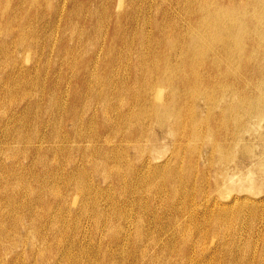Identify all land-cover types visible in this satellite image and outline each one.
<instances>
[{
  "label": "rangeland",
  "instance_id": "1",
  "mask_svg": "<svg viewBox=\"0 0 264 264\" xmlns=\"http://www.w3.org/2000/svg\"><path fill=\"white\" fill-rule=\"evenodd\" d=\"M10 1V2H9ZM22 1V2H21ZM0 0V89L4 90L5 83L13 85V91L11 94L6 95L3 90L0 92V161L4 165L0 168V173L5 177L10 176V163L13 156H7V153H11L16 150L19 152V158L24 168H29L28 172L22 167L16 168V175H20L24 180H28L29 184L33 187L39 185L45 186L52 182L62 192L69 191L68 184H65L64 178L61 174L66 169L68 171L74 166L84 167L81 170H74L75 177L81 185L90 186L93 192L91 194H83L76 192L75 189L70 190L71 195L67 200L69 202L66 207L61 211L57 204H54L51 195L37 198L34 196L29 197L25 201V205L22 197H15L13 207L8 204L7 208L10 212H7L0 217V264H90L88 260L93 256H101L102 254L111 253L112 260H106L105 264H257L260 262L261 255H264V0ZM46 3H45V2ZM75 1V2H74ZM103 1V2H102ZM148 1V3H147ZM150 1L152 2L150 4ZM232 1V2H231ZM5 2V3H4ZM59 2V3H58ZM68 2V3H66ZM126 2L128 4H126ZM167 2V3H166ZM170 2V3H169ZM199 2V3H198ZM222 2V3H221ZM239 2V3H238ZM254 2V3H253ZM23 3V4H22ZM70 3V4H69ZM74 3V7L73 6ZM76 3V4H75ZM79 3V4H78ZM81 3V5H80ZM87 3V4H86ZM94 3V4H93ZM102 3V4H101ZM134 3V5H133ZM140 3V4H138ZM165 3V4H164ZM195 3V5H194ZM224 3V4H223ZM228 3V4H227ZM243 3V5H242ZM256 3V5H255ZM45 4V5H43ZM58 4V5H57ZM60 4V5H59ZM86 4V5H85ZM91 4H93L91 6ZM105 4L103 7L100 5ZM124 4V5H123ZM126 4V5H125ZM145 4V5H144ZM147 4V5H146ZM162 4V5H161ZM168 6H167V5ZM171 4V5H170ZM173 4V5H172ZM189 4V7H188ZM247 4V5H246ZM14 5V6H13ZM22 7H21V6ZM31 5V6H30ZM33 5V7H32ZM50 5V7H49ZM79 5V6H78ZM107 5V6H106ZM139 5V6H138ZM159 5V6H158ZM161 5V6H160ZM181 5V6H180ZM202 5V6H201ZM226 5V6H225ZM248 7H246V6ZM20 6V7H19ZM39 6V7H38ZM59 8V9H57ZM94 6V7H93ZM106 6V7H105ZM157 6V7H156ZM205 6V7H204ZM214 6V7H212ZM241 6V7H240ZM32 7V8H31ZM41 7V10H40ZM109 7V8H108ZM139 7V8H138ZM148 7V8H147ZM171 7V8H170ZM227 9H226V8ZM257 7V8H256ZM19 8V9H18ZM47 8V9H46ZM80 11H79V9ZM82 8L84 10H82ZM93 8V9H92ZM97 10H96V9ZM102 8V9H99ZM105 8V9H104ZM138 8V11H136ZM162 8V9H161ZM198 8V9H197ZM204 8V9H203ZM229 8V9H228ZM16 9V10H15ZM18 9V10H17ZM29 9V11H28ZM49 9V10H48ZM56 9V10H54ZM76 9V10H74ZM78 9V10H77ZM88 11H87V10ZM90 9V11H89ZM107 9V10H106ZM148 9V10H147ZM161 9V10H160ZM182 9V10H181ZM243 9V10H241ZM71 10V11H70ZM94 10V11H91ZM96 10V11H95ZM103 10H105L103 12ZM131 10V11H130ZM135 12H134V11ZM169 10V11H168ZM211 12H210V11ZM257 10V11H256ZM40 11V12H39ZM56 13L54 14V12ZM58 11V12H57ZM64 11V12H63ZM68 11V12H67ZM74 11L76 13H74ZM87 11V12H86ZM108 11V12H107ZM149 11V12H148ZM158 11H163L158 13ZM194 11V12H193ZM199 11V12H198ZM201 11V12H200ZM215 13H214V12ZM17 12V13H16ZM19 12V13H18ZM26 12V14H25ZM28 12V13H27ZM36 12V13H35ZM62 12V13H61ZM84 13V14H81ZM96 14H92L95 13ZM98 12V13H97ZM100 12V13H99ZM103 12V13H102ZM126 12V13H125ZM134 12V13H133ZM144 12V13H143ZM166 14H165V13ZM176 12V13H175ZM190 12V13H189ZM253 12V13H252ZM259 12V13H258ZM2 13V14H1ZM16 13V14H14ZM21 13V14H20ZM46 13V14H45ZM68 13V14H67ZM72 13V14H70ZM79 13V15H78ZM87 13V14H86ZM172 15H171V14ZM212 13V15H211ZM20 14V15H19ZM38 14V15H36ZM43 14V15H42ZM49 14V15H48ZM51 14V15H50ZM75 14V15H74ZM98 14V15H97ZM125 14V15H124ZM148 14V16H147ZM150 14V15H149ZM160 14V16H158ZM209 14V15H208ZM35 15V16H34ZM46 15V16H45ZM58 15V16H56ZM74 15V16H73ZM77 15V16H76ZM90 15V16H87ZM91 15H94V17ZM130 15V17H129ZM146 15V16H145ZM175 15V16H173ZM189 15V16H188ZM207 15V16H206ZM8 18H7V17ZM13 16V17H12ZM16 16V17H15ZM19 16V17H17ZM27 16V17H26ZM51 16V17H50ZM56 16V17H55ZM79 16V17H78ZM96 16V17H95ZM118 16V17H117ZM137 16V17H136ZM143 16V17H142ZM151 16V17H150ZM165 18H164V17ZM180 16V17H179ZM188 16V17H187ZM210 16V17H209ZM252 16V17H251ZM11 17V18H10ZM26 17V18H25ZM31 17V18H30ZM44 17V19H43ZM53 17V18H52ZM55 17V18H54ZM82 17V18H81ZM145 17V18H144ZM148 19H147V18ZM155 17V18H154ZM161 17V18H160ZM184 17V18H183ZM195 17V18H194ZM30 18V19H29ZM58 18V19H57ZM64 18V19H62ZM78 18V19H77ZM136 18V19H135ZM141 18L143 20H141ZM153 18V19H152ZM203 18V19H202ZM7 19V20H6ZM53 19V20H52ZM57 19V20H56ZM60 19V21H59ZM70 19V20H69ZM82 19V20H81ZM84 19V20H83ZM86 19V21H85ZM99 19V20H98ZM102 20V22L100 21ZM108 20V21H105ZM116 19V20H115ZM135 19V20H134ZM139 19V20H138ZM151 19V20H150ZM170 19V20H169ZM173 19V20H172ZM178 19V20H177ZM183 19V20H182ZM186 19V20H185ZM189 19V20H188ZM193 19V20H192ZM201 19V20H200ZM250 19V20H249ZM253 19V20H252ZM34 20V21H33ZM40 20V22H39ZM44 20V21H43ZM48 20V21H47ZM56 20V21H55ZM64 20V21H63ZM75 20V21H74ZM131 20V21H130ZM148 22H147V21ZM153 20V21H152ZM163 20V21H162ZM227 20V21H226ZM13 23H10L12 22ZM15 21V22H14ZM59 21V22H58ZM70 21V22H69ZM98 21V22H97ZM100 21V22H99ZM136 21V22H135ZM147 22L144 23L143 22ZM150 21V22H149ZM155 21V22H154ZM168 21V22H167ZM249 21V22H248ZM257 21V22H256ZM9 22V24H8ZM21 22V23H20ZM24 22V23H23ZM27 22V23H25ZM29 22V23H28ZM35 22V23H34ZM42 22V24H41ZM50 22V23H49ZM58 22V23H57ZM90 24H88V23ZM97 22V23H96ZM106 22V23H105ZM142 22V23H141ZM158 22V24H157ZM172 22V23H171ZM178 22V23H177ZM183 22V23H182ZM186 22V23H185ZM188 22V23H187ZM239 22V23H238ZM254 22V23H253ZM33 23V24H32ZM37 23V24H36ZM70 23V24H69ZM77 25V26H75ZM78 23L80 25L78 26ZM92 23V24H91ZM96 23V24H95ZM98 23L100 25H98ZM153 23V25H152ZM162 23V24H161ZM212 23V24H211ZM18 24V27H17ZM27 24V25H26ZM48 24V25H47ZM54 24V25H52ZM148 24V25H147ZM178 24V25H177ZM248 24V25H247ZM253 24V25H252ZM22 25V26H21ZM33 25V26H32ZM39 25V26H35ZM44 27H42V26ZM52 25V26H50ZM66 25V26H64ZM74 25V26H73ZM83 25V26H82ZM92 29H90V26ZM98 25V26H97ZM141 25V26H140ZM162 25V26H161ZM186 25V27H185ZM190 25V26H189ZM202 25V26H201ZM211 25V26H210ZM247 25V26H246ZM27 28H26V27ZM29 26V27H28ZM48 26V28H47ZM100 26V27H99ZM128 26V27H127ZM139 28H138V27ZM246 26V27H245ZM252 26V27H251ZM35 27V28H33ZM51 27V28H50ZM66 27V28H64ZM72 27V30H71ZM78 27V28H77ZM88 27V28H87ZM98 27V28H97ZM120 27V28H119ZM127 27V28H126ZM133 27L135 29H133ZM142 27V29H140ZM145 27V28H144ZM158 27V29H157ZM194 27V28H193ZM199 27V28H198ZM232 27V28H231ZM245 27V28H244ZM261 27V28H260ZM16 30H15V29ZM20 28V29H19ZM30 28V29H29ZM42 28V29H41ZM50 28V32L47 31ZM64 28V29H62ZM81 28V29H79ZM101 28V29H100ZM103 28V29H102ZM108 28V29H107ZM148 28V29H147ZM179 28V29H178ZM187 28V30H186ZM252 28V29H251ZM23 29V30H22ZM26 29V30H25ZM53 29V30H52ZM59 29V30H58ZM61 29V30H60ZM70 29V30H69ZM76 29V30H74ZM86 29V32H84ZM90 29V30H89ZM97 29V30H96ZM100 29V30H99ZM107 29V30H106ZM144 29V30H143ZM160 29V30H159ZM190 29V30H189ZM6 30V31H5ZM52 30V32H51ZM55 30V31H54ZM64 30V31H63ZM69 30V31H68ZM96 30V31H95ZM105 30V31H104ZM120 30V31H119ZM143 30V31H140ZM158 30V31H157ZM171 30V32H169ZM248 30V31H247ZM257 30V31H256ZM4 31V32H3ZM18 31V33H17ZM46 31V32H45ZM67 31V32H66ZM76 31V32H75ZM79 31V32H78ZM99 32V36L97 35ZM101 31H103L101 33ZM136 31V32H135ZM145 31V32H144ZM167 31V32H166ZM173 31V32H172ZM179 31V32H178ZM2 32V33H1ZM6 32V33H5ZM49 32V33H48ZM57 32V33H56ZM70 32V33H69ZM81 32V35H80ZM95 32V33H94ZM160 32V33H159ZM175 32V33H174ZM182 32V33H181ZM190 32V33H188ZM10 33V34H9ZM13 33V34H12ZM22 33V34H21ZM39 33V34H38ZM48 33V34H45ZM51 33L53 34L52 37ZM56 33V34H55ZM63 33V34H62ZM66 33H68L66 35ZM73 33V34H72ZM89 35H87V34ZM105 33V34H104ZM107 33V34H106ZM138 33V34H137ZM156 33V34H155ZM173 33V34H172ZM30 34V35H29ZM32 34V35H31ZM36 34V35H35ZM44 34V35H42ZM76 34V36H75ZM85 34V35H83ZM94 34V35H93ZM130 34V36H129ZM147 34V35H145ZM150 34V35H149ZM164 34H166L164 36ZM189 37H187V35ZM6 35V37H5ZM34 35V36H33ZM58 35V36H57ZM61 35V36H60ZM70 35V36H69ZM74 35V36H73ZM79 35V37H78ZM83 35V36H82ZM127 35V36H126ZM141 35V36H140ZM158 35V36H157ZM163 35V36H162ZM179 37H178V36ZM185 35V36H184ZM4 38H3V37ZM29 36V37H28ZM45 36V37H43ZM49 36V37H48ZM60 36V37H59ZM91 36V37H90ZM97 36V37H96ZM102 36V37H101ZM114 36V40L108 43L111 37ZM150 36V37H149ZM161 36V37H160ZM10 37V39H9ZM12 37V38H11ZM31 37V38H30ZM33 37V38H32ZM38 37V38H36ZM41 37V38H40ZM51 37L53 40H51ZM62 38L59 40V38ZM69 37V38H67ZM75 37V38H74ZM97 38L95 43L90 42ZM116 37V38H115ZM128 37V40L127 38ZM140 37H142L140 39ZM244 37V38H243ZM262 37V38H261ZM18 38V39H17ZM20 38V39H19ZM29 38V39H28ZM35 38V39H34ZM73 38V39H71ZM82 38V39H80ZM144 38V39H143ZM152 38V39H151ZM158 38V39H157ZM174 38V39H173ZM207 38V39H206ZM225 38V39H224ZM258 38V39H257ZM4 39V40H3ZM37 39V40H36ZM42 39V40H40ZM46 39V40H45ZM50 39V40H49ZM66 39V40H65ZM74 41H71V40ZM79 39V40H78ZM88 39V41H87ZM105 39V40H104ZM190 39V40H189ZM246 39V40H245ZM4 42H3V41ZM20 40V41H19ZM33 40V41H32ZM50 43H47L48 41ZM102 40V41H101ZM116 40V41H115ZM141 40V41H139ZM147 40V41H145ZM153 40V41H152ZM155 40V41H154ZM160 40V41H159ZM184 40V43H183ZM45 41V42H44ZM101 41V42H100ZM132 41V42H131ZM139 41V43H138ZM143 41V42H142ZM145 41V42H144ZM163 41V42H162ZM257 41V42H256ZM10 44H8V43ZM73 42V43H72ZM80 42V43H79ZM97 42V43H96ZM114 42V43H113ZM118 42V43H117ZM141 42V43H140ZM155 42V43H154ZM160 42V43H159ZM162 42V43H161ZM254 42V43H253ZM46 43V45H45ZM70 43V44H69ZM77 43V45H76ZM83 43V44H82ZM87 43V44H86ZM143 43V44H142ZM177 43V45H176ZM186 43V44H185ZM188 43V44H187ZM257 43V45H256ZM26 44V45H25ZM42 44V45H41ZM53 46H52V45ZM56 44V45H55ZM58 44V45H57ZM91 44V45H90ZM104 44V45H103ZM133 44V45H132ZM142 44V46H140ZM151 44V45H149ZM166 46H165V45ZM183 44V45H182ZM227 44V45H226ZM247 44V46H246ZM4 45V46H3ZM6 45V46H5ZM19 45V46H18ZM49 45V46H48ZM90 45V46H87ZM97 45V46H95ZM110 45V46H109ZM172 45V46H171ZM236 45V46H235ZM242 45L241 48L238 46ZM263 45V46H262ZM93 46V47H92ZM125 46V47H124ZM154 46V47H153ZM228 46V47H227ZM251 46L253 48H251ZM9 47V48H8ZM42 47V48H41ZM64 47V49H63ZM91 47V49L87 48ZM95 47V48H94ZM114 49H113V48ZM141 47V48H140ZM206 47V49H205ZM238 47V48H237ZM33 48V49H32ZM46 48V49H45ZM69 48V49H68ZM77 48V49H76ZM79 48V49H78ZM86 48V49H85ZM140 48V50H139ZM149 48V49H148ZM180 48V49H179ZM188 50H187V49ZM227 48V49H226ZM256 48V50H254ZM260 48V49H259ZM10 49V51H9ZM14 49V50H13ZM26 51H25V50ZM41 49V50H40ZM43 49V50H42ZM50 49V50H48ZM81 49V50H80ZM85 49V50H84ZM95 49V50H94ZM100 49V50H99ZM110 49V50H109ZM113 49V50H112ZM120 49V50H119ZM126 49V50H125ZM148 49V51H147ZM167 49V50H166ZM212 49V50H211ZM223 49L225 51H223ZM262 49V51H261ZM16 50V53H15ZM56 52H55V51ZM78 53H77V51ZM83 50V51H82ZM102 50V51H101ZM124 50V51H123ZM171 50V51H170ZM176 50V51H175ZM183 50V51H182ZM198 50V51H197ZM201 50V51H200ZM252 50V51H251ZM7 51V52H6ZM14 51V52H13ZM40 51V52H39ZM85 51V52H84ZM110 51V52H109ZM123 51V52H122ZM133 51V52H132ZM140 53H139V52ZM146 51V52H145ZM168 51V52H167ZM170 51V52H169ZM220 51V52H219ZM32 52H34L32 54ZM45 52V53H43ZM48 52V53H47ZM68 52V53H67ZM82 52V53H81ZM90 52V53H89ZM103 56H102V53ZM119 52V53H118ZM142 52V53H141ZM160 52V53H159ZM228 52V53H227ZM261 52V53H260ZM10 53V54H9ZM20 53V54H19ZM47 53V54H46ZM52 54L50 56V54ZM58 53V55L56 54ZM64 53V54H63ZM87 53V55H85ZM113 53V54H112ZM116 53V54H115ZM137 53V55H136ZM145 53V54H144ZM148 53V55H147ZM166 53V54H165ZM230 53V54H229ZM54 54V55H53ZM68 54V55H67ZM75 54V56H74ZM89 54V55H88ZM98 54V55H97ZM122 54V55H121ZM159 54V55H158ZM165 54V55H164ZM210 54V55H209ZM214 54V55H213ZM217 54V55H216ZM224 54V55H223ZM233 54V55H232ZM247 54V55H246ZM3 55V56H2ZM16 55V56H15ZM50 57H49V56ZM66 55V56H64ZM70 55V56H69ZM96 55V57H95ZM118 55V57H117ZM135 55V56H134ZM142 55V56H140ZM151 55V57H150ZM178 55V56H177ZM190 55V56H189ZM253 55V56H252ZM256 55V56H255ZM10 56V57H9ZM14 57V58H11ZM26 56V57H25ZM33 56V57H32ZM85 56V57H84ZM98 56V57H97ZM124 56V57H123ZM184 56V57H183ZM225 56V57H224ZM248 56V57H247ZM19 57V58H18ZM39 59H38V58ZM60 57V58H59ZM75 57V58H74ZM83 57V58H82ZM101 57V60H100ZM120 57V58H119ZM127 57V58H126ZM137 57V58H136ZM162 57V58H161ZM179 57V58H178ZM220 57V58H219ZM247 57V59H245ZM52 58V59H51ZM55 58V59H54ZM63 58V60H62ZM82 58V59H81ZM98 58V59H97ZM106 58V59H105ZM112 59V65L107 61ZM139 58V60H138ZM144 58V59H143ZM147 58V59H146ZM150 58V59H149ZM170 58V59H169ZM227 58V59H226ZM233 58V59H232ZM236 58V59H235ZM240 58V60H239ZM254 58V59H253ZM5 59H7L5 61ZM20 59V61H19ZM31 59V60H30ZM78 59V60H77ZM97 59V60H96ZM173 59V60H172ZM193 59V60H192ZM217 59V60H216ZM38 62H37V61ZM57 60V61H56ZM62 60V61H59ZM70 60V62H69ZM77 60V61H75ZM83 60V61H81ZM88 62H87V61ZM91 62H90V61ZM126 60V61H125ZM141 60V61H140ZM148 60V61H147ZM184 60V61H183ZM186 60V62H185ZM196 60V61H195ZM8 61V63H7ZM50 61V62H49ZM55 61V63H54ZM101 61V62H100ZM123 61V62H122ZM150 61V62H149ZM182 61V62H181ZM202 61V62H201ZM249 61V62H248ZM252 61V62H251ZM256 61V62H255ZM48 62V63H46ZM58 64H57V63ZM74 62V63H73ZM77 62V63H75ZM94 62V63H93ZM207 62V63H206ZM238 62V63H237ZM22 63V64H21ZM46 63V64H45ZM90 63V64H89ZM128 63V64H127ZM185 63V64H184ZM199 63V64H198ZM226 63V64H225ZM237 63V64H236ZM30 64V65H29ZM34 64V65H33ZM36 64V65H35ZM41 64V65H40ZM43 64V65H42ZM48 64V65H47ZM55 64V65H54ZM82 66H80V65ZM95 64V66H94ZM120 64V65H119ZM139 64V65H138ZM141 64V65H140ZM236 64V65H235ZM18 65V66H17ZM54 65V67H53ZM60 65V66H59ZM78 65V66H77ZM145 65V66H144ZM174 68H171L173 67ZM183 65V66H182ZM186 65V66H184ZM191 65V66H190ZM197 65V66H196ZM214 65V66H212ZM255 65V66H254ZM48 66V67H47ZM58 66V67H57ZM72 66V68H71ZM75 66V67H74ZM91 66V67H90ZM216 66V67H215ZM221 66V67H220ZM245 66V67H244ZM258 66V67H257ZM23 67V68H22ZM27 67V68H25ZM97 67V68H96ZM115 69H113V68ZM121 67V68H120ZM127 67V68H126ZM132 67V68H131ZM141 67V68H140ZM144 67H146L144 69ZM176 67V68H175ZM199 67V68H198ZM220 69H219V68ZM262 67V68H261ZM22 68L21 70H19ZM43 68V72L42 71ZM45 68V69H44ZM60 68V69H59ZM86 68V69H85ZM107 68V69H106ZM112 68V69H111ZM116 68L118 69L116 71ZM126 68V71L124 70ZM136 68V69H135ZM158 68V69H157ZM172 70H171V69ZM198 68V69H197ZM241 68V69H240ZM262 70H261V69ZM29 71H27V70ZM34 69V70H33ZM49 69V70H48ZM54 69V70H53ZM59 69V70H58ZM68 69V70H67ZM83 69V70H82ZM120 69V70H119ZM156 69V70H155ZM191 69V70H190ZM194 69V70H193ZM201 69V70H200ZM205 69V70H204ZM226 69V70H224ZM233 69V70H232ZM239 69V70H238ZM258 69V70H257ZM4 70V71H3ZM24 70V71H23ZM26 70V71H25ZM31 70V71H30ZM36 70V71H35ZM74 70V71H73ZM79 70V71H78ZM86 70V71H84ZM109 70L111 72H109ZM166 70V71H165ZM177 70V71H176ZM203 70V71H202ZM12 71V72H11ZM15 71V72H14ZM21 71V72H20ZM58 71V72H57ZM60 71V72H59ZM65 71V72H64ZM73 71V72H72ZM96 73H95V72ZM100 71V73L98 72ZM103 71V72H102ZM123 71V72H122ZM128 71V72H127ZM172 71V72H171ZM201 71V72H200ZM221 71V72H219ZM231 71V72H230ZM241 71V72H240ZM247 71V72H246ZM249 71V72H248ZM11 74H9V73ZM14 72V73H13ZM27 74H23L26 73ZM31 72V73H30ZM87 72V74H86ZM98 72V73H97ZM113 72V73H112ZM125 72V73H124ZM127 72V73H126ZM136 72V73H135ZM188 72V73H187ZM199 74H197V73ZM227 72V73H226ZM254 72V73H253ZM263 72V73H262ZM19 73V74H17ZM30 73V74H29ZM35 73V75H33ZM40 73V75H39ZM94 73V74H92ZM147 73V77L145 75ZM153 73V74H152ZM160 73V74H159ZM186 73V74H185ZM194 73V74H193ZM223 73V74H222ZM6 74V75H5ZM23 74V75H22ZM29 74V75H28ZM46 74L47 77L44 75ZM61 74V76H60ZM74 74V75H73ZM80 74V75H79ZM99 74V75H98ZM101 74V75H100ZM130 74V76H129ZM136 74L141 76L140 80H135ZM197 74V76L195 75ZM222 76H221V75ZM231 74V75H230ZM8 75V76H7ZM15 75V76H14ZM18 75V76H17ZM22 75V76H21ZM25 75V76H24ZM32 75V77L30 76ZM56 75V76H55ZM69 75V76H68ZM93 75V76H91ZM98 75V76H97ZM109 75V76H108ZM132 75V76H131ZM155 78L160 80V83L155 85L153 81ZM185 75V76H184ZM209 75V76H208ZM235 75V76H234ZM242 75V76H241ZM263 75V76H262ZM24 76V77H23ZM29 76V77H27ZM35 76V77H34ZM55 76V77H54ZM74 76V77H73ZM77 76V77H76ZM95 76V77H94ZM105 76V77H104ZM113 78H112V77ZM125 76V78H124ZM137 76V77H139ZM153 76V77H152ZM165 78H164V77ZM178 76V77H177ZM191 76V77H190ZM225 76V77H224ZM3 77V78H2ZM7 77V79H6ZM17 79H16V78ZM19 77V78H18ZM39 77V78H38ZM45 77V78H44ZM68 77V78H67ZM70 77V78H69ZM80 77V78H79ZM97 77V78H96ZM100 77V78H98ZM102 77V78H101ZM111 77V78H110ZM118 77V79H117ZM120 77V78H119ZM148 78L149 85L155 88L150 89L147 87L148 83L143 82ZM183 77V78H182ZM187 77V78H186ZM194 77V78H193ZM200 77V78H199ZM204 77V78H203ZM206 77V78H205ZM233 77V78H232ZM252 77V78H251ZM25 78V79H23ZM33 78V79H32ZM36 78V79H35ZM78 78V79H77ZM108 78V81H107ZM122 78V79H121ZM6 79V80H5ZM13 82L10 83L9 82ZM21 79V80H20ZM28 79V80H27ZM40 79V80H39ZM42 79V80H41ZM59 79V80H58ZM71 81H70V80ZM75 79V80H74ZM96 82H95V80ZM104 79V80H103ZM110 79V81H109ZM133 79V80H132ZM181 79V80H180ZM196 79V80H194ZM205 79V80H204ZM236 79V80H235ZM261 79V80H260ZM8 80V81H7ZM13 80V81H12ZM20 80V81H19ZM27 80V81H26ZM31 82H30V81ZM39 84H36V82ZM58 80V81H57ZM69 80V81H68ZM83 80V81H82ZM93 80V81H92ZM99 80V82H98ZM120 83H119V81ZM162 80V81H161ZM164 80V81H163ZM183 80V81H182ZM218 80V81H217ZM5 81V82H4ZM19 81V84H18ZM44 81V82H43ZM82 81V82H81ZM106 81V82H105ZM126 81V82H125ZM133 81V82H132ZM150 81V82H149ZM235 81V82H234ZM249 83H248V82ZM30 82V83H29ZM52 82V83H51ZM90 82V83H88ZM92 82V84H91ZM105 82V83H104ZM139 84H138V83ZM144 84H142V83ZM168 82V83H167ZM185 82V83H184ZM220 82V83H219ZM257 82V83H256ZM29 83V84H28ZM68 83V84H67ZM111 83V84H110ZM115 83V84H114ZM126 83V84H125ZM135 83V84H134ZM188 83V84H187ZM192 83H194L192 85ZM210 83V84H208ZM224 83V85H223ZM22 84V85H21ZM25 84V85H24ZM33 84V85H32ZM35 84V85H34ZM75 84V85H74ZM122 84V85H121ZM163 84V85H162ZM174 84V85H173ZM206 84V86L204 85ZM217 84V85H216ZM220 84V85H218ZM252 84V85H251ZM3 85V86H2ZM15 85V86H14ZM24 85V86H23ZM57 85V86H55ZM87 85V86H86ZM95 85V87L93 86ZM105 85V86H104ZM187 85V86H185ZM248 85V86H247ZM256 85V87H254ZM3 88H2V87ZM45 86V87H44ZM67 86V87H66ZM129 86V88H128ZM131 86V87H130ZM145 88H144V87ZM176 86V87H175ZM196 86V87H195ZM216 86V87H215ZM222 86V87H221ZM245 86V87H244ZM16 87V88H15ZM19 87V88H18ZM22 87V88H21ZM35 87V88H34ZM81 87V88H80ZM91 87V89H90ZM110 87V88H109ZM115 87V88H114ZM139 87V88H138ZM185 87V88H184ZM190 87V88H189ZM198 87V88H197ZM219 87V88H218ZM221 87V88H220ZM224 87V88H223ZM233 87V88H232ZM235 87V88H234ZM32 88V89H30ZM35 90H34V89ZM42 88V89H41ZM93 88V89H92ZM105 88V89H104ZM108 88V89H106ZM127 88V89H125ZM140 90H138V89ZM142 88V89H141ZM160 89V95L157 96V91ZM164 88V89H162ZM166 88V89H165ZM217 88V89H215ZM232 90H230V89ZM254 88V89H253ZM19 89V90H18ZM22 92H21V90ZM27 89V90H26ZM68 89V90H67ZM73 89H76L80 93V101L78 102L77 115H65L61 112V108L55 107L57 104L60 107L71 103V93ZM79 89V90H78ZM96 89V90H95ZM125 91H123V90ZM131 89V90H129ZM149 89L151 91H149ZM177 89V90H176ZM184 89V90H183ZM237 89V90H236ZM249 89V90H248ZM44 90V91H43ZM59 90V91H58ZM64 90V91H63ZM93 90V91H92ZM98 90V91H97ZM103 90V91H102ZM116 90V91H115ZM122 90V91H121ZM128 90V91H126ZM133 90V91H132ZM145 90V92H144ZM156 90V91H155ZM163 90V91H162ZM182 90V91H181ZM219 90V91H218ZM228 90V91H227ZM234 90V91H233ZM246 90V91H245ZM15 91V93H14ZM20 91V92H19ZM24 91V92H23ZM32 94H30V92ZM33 91V92H32ZM38 91V92H37ZM53 91V93H52ZM107 91V92H106ZM120 91L121 94L118 93ZM141 91V92H140ZM181 91V92H180ZM231 91V92H230ZM233 91V92H232ZM236 91V92H235ZM255 91V92H253ZM257 91V92H256ZM260 91V92H259ZM28 94H27V93ZM63 92H68L65 94ZM96 92H98L96 94ZM101 92V93H100ZM106 92V93H105ZM123 92V94H122ZM134 93L133 96L130 93ZM136 92V93H135ZM138 92V93H137ZM140 92V93H139ZM177 92V93H176ZM20 95H19V94ZM24 93V94H23ZM52 93V94H51ZM63 93V94H62ZM125 93V94H124ZM128 93V95H127ZM141 93L143 95H141ZM163 95H162V94ZM167 93V94H166ZM3 94L4 97H1ZM15 94V96H14ZM26 94V97H25ZM30 94V98L29 95ZM37 94V95H35ZM41 94V95H40ZM90 94H93L90 96ZM95 94V96H94ZM104 94V95H103ZM117 94V95H116ZM138 94V95H137ZM169 94L171 96H169ZM175 94V96H174ZM221 94V95H219ZM229 94V95H228ZM237 94V95H235ZM263 94V95H261ZM19 97H18V96ZM24 97H21V96ZM35 95V98L34 96ZM50 95V96H49ZM52 95V96H51ZM58 95V96H57ZM70 97V99L67 97ZM87 95V96H86ZM121 95V96H119ZM126 97H125V96ZM137 97H136V96ZM140 95V96H139ZM147 95V96H145ZM149 95V96H148ZM156 95V96H155ZM163 96V98L159 96ZM219 95V96H218ZM247 97H246V96ZM249 95V97H248ZM261 95V96H260ZM8 96V97H7ZM12 96V97H9ZM19 98H17V97ZM31 96L33 98H31ZM49 96V97H48ZM62 98H60V97ZM83 96V97H82ZM94 96V97H93ZM97 96V97H96ZM102 96V97H100ZM107 98H106V97ZM112 96V97H111ZM115 96V98H114ZM120 97V99L118 98ZM155 96V97H154ZM227 96V97H226ZM245 96V97H244ZM251 96V97H250ZM16 97V98H15ZM99 97V98H98ZM129 97V98H128ZM176 97V98H175ZM238 97V98H237ZM263 97V98H262ZM4 98V99H3ZM13 100H9V99ZM23 98V99H22ZM26 98V99H25ZM37 98V99H36ZM39 98V99H38ZM43 98V99H42ZM48 98V100H47ZM51 98V99H50ZM53 98V100H52ZM102 98V99H101ZM111 98V99H110ZM118 98V100H117ZM127 98V99H126ZM131 98V99H130ZM138 98V99H137ZM146 98V99H145ZM181 98V99H180ZM230 98V99H229ZM243 100H242V99ZM248 98V99H246ZM255 98V99H254ZM8 99V100H7ZM16 101H15V100ZM31 99V100H30ZM33 99V100H32ZM58 99V101H57ZM61 99V100H60ZM82 99V100H81ZM92 99V100H90ZM101 99V100H100ZM123 99V100H122ZM148 99V101H147ZM169 99V100H167ZM180 99V100H179ZM189 99V100H188ZM202 99V101H201ZM254 99V100H252ZM3 100V101H2ZM21 102H19V101ZM26 100V101H24ZM50 100V101H49ZM55 100V102H54ZM61 103H60V101ZM88 100V101H87ZM109 100V101H108ZM117 100V101H116ZM128 100V101H127ZM136 100V101H135ZM153 100V101H152ZM177 100V101H176ZM188 100V102H186ZM227 100H229L227 102ZM231 100V101H230ZM241 100V101H240ZM10 101L12 104H10ZM29 101V103H28ZM39 101V102H38ZM48 101V102H46ZM64 101V102H62ZM86 101V102H85ZM90 101V102H89ZM105 101V102H104ZM108 101V102H107ZM119 101V103H118ZM253 101V102H252ZM8 102V103H7ZM35 102L36 104H34ZM38 102V103H37ZM51 102V103H50ZM59 102V103H58ZM67 102V103H66ZM91 104H89V103ZM115 102V103H113ZM116 102L118 104H116ZM122 102V103H121ZM124 102V104H123ZM136 102V103H135ZM141 102V103H140ZM144 102V103H143ZM152 102V103H151ZM168 105L167 111L163 110V105ZM174 102V103H173ZM191 102V103H190ZM193 102V103H192ZM246 102V103H245ZM16 103L19 105H16ZM23 103V104H22ZM47 103V104H46ZM96 103V104H95ZM99 103H101L99 105ZM107 103V104H106ZM111 103V104H110ZM146 103V104H145ZM163 103V104H162ZM213 103V104H212ZM254 103V104H253ZM7 106H6V105ZM27 104V105H26ZM40 104V105H38ZM54 105V106H51ZM88 104V105H86ZM121 104V105H120ZM134 104V105H133ZM159 104L160 109H156ZM236 106H235V105ZM247 104V105H246ZM5 105V106H4ZM9 105V106H8ZM11 105V106H10ZM29 105V106H28ZM38 105V106H37ZM50 105V106H48ZM85 107H84V106ZM98 105V107H97ZM103 105V108H102ZM109 105V106H107ZM126 105V106H125ZM150 105V106H149ZM179 105V107H178ZM189 105V106H188ZM192 105V106H191ZM228 105V106H227ZM3 106V107H2ZM18 106V109L17 107ZM21 106V107H20ZM27 106V107H26ZM32 106V107H30ZM91 107V111L90 108ZM96 106V107H94ZM113 108H112V107ZM115 106V108H114ZM119 106V107H116ZM124 106V107H123ZM172 106V107H171ZM177 106V107H176ZM261 106V107H260ZM8 107H10L8 109ZM51 107V108H50ZM53 107V108H52ZM81 107V108H80ZM100 110H97L99 109ZM109 107V108H107ZM176 107V108H174ZM182 107V108H180ZM186 107V108H185ZM234 107V108H233ZM240 107V108H239ZM7 108V112H5ZM30 110L28 111V109ZM32 108V109H31ZM84 108H87L84 109ZM179 108V109H178ZM253 108V109H252ZM14 109V110H13ZM26 109V110H24ZM37 109V110H36ZM49 109V110H48ZM56 109L57 112L54 110ZM80 109V110H79ZM89 109V110H88ZM105 109V110H104ZM127 111L125 112L124 110ZM130 109V110H129ZM132 109V110H131ZM182 109V110H180ZM229 109V111H228ZM254 109L261 112L257 114ZM5 110V111H4ZM21 110V111H19ZM37 112H36V111ZM40 110V111H39ZM44 110L47 111L44 113ZM104 110V111H102ZM109 110V111H107ZM112 110V111H111ZM122 110V112H121ZM146 110V112H145ZM184 110V111H183ZM242 110V111H241ZM19 111V112H18ZM84 111V112H83ZM90 111V112H88ZM108 113H107V112ZM120 111V112H119ZM132 112L130 114V112ZM177 111V112H176ZM196 111V112H195ZM215 111V112H214ZM220 111V112H219ZM4 112L6 114H4ZM14 112V114H13ZM19 114H18V113ZM25 112V113H24ZM30 112V113H29ZM101 112V114H100ZM119 112V113H118ZM176 114H175V113ZM239 112V113H238ZM252 112V114H251ZM255 112V113H254ZM28 113V114H27ZM41 113V115H39ZM48 113V114H46ZM50 113V114H49ZM54 113V114H53ZM60 113V114H59ZM88 113V114H85ZM117 113V114H116ZM143 113V114H142ZM153 113V114H152ZM181 113V114H179ZM185 113V114H184ZM187 113V114H186ZM223 113V114H221ZM231 113V114H229ZM11 114V115H10ZM22 114V115H21ZM37 114V115H36ZM46 114V115H45ZM59 114V115H58ZM84 116H82V115ZM95 116H93V115ZM114 114V116H113ZM116 114V115H115ZM124 114V115H123ZM233 114V115H232ZM254 114V115H253ZM19 115V116H18ZM27 115V116H26ZM30 115V116H29ZM34 115V116H33ZM58 115V116H57ZM80 115V116H79ZM108 115L110 117H108ZM118 115V116H117ZM130 115V118L128 116ZM198 115V116H197ZM200 115V116H199ZM214 115V116H212ZM229 115V116H228ZM232 115V116H230ZM7 116V117H6ZM12 116V117H11ZM25 118H24V117ZM40 116V117H39ZM46 116V117H44ZM56 119V121L51 117ZM55 116V117H54ZM69 116V117H68ZM173 116V117H172ZM177 116V117H176ZM216 116V117H215ZM22 117V119H20ZM33 117V118H32ZM37 117V118H36ZM51 117V118H49ZM57 117V118H56ZM84 117V119L82 118ZM90 117V118H89ZM105 117V118H104ZM107 117V119H106ZM113 117V118H111ZM122 117H124L122 119ZM139 117V118H138ZM180 117V118H179ZM218 117V118H217ZM229 117V118H228ZM27 118V119H26ZM42 123L38 119H42ZM45 118V119H44ZM62 118V119H61ZM79 118V120H78ZM89 118V119H87ZM93 118V119H92ZM116 118V120H115ZM126 118V119H125ZM136 118V119H135ZM141 118V119H140ZM156 118V119H155ZM189 118V119H188ZM199 120H198V119ZM250 120H249V119ZM255 118V119H254ZM4 119V120H3ZM9 119V120H8ZM15 119V120H13ZM61 119V121H60ZM77 119V120H76ZM87 119V120H86ZM98 119V120H97ZM129 119V120H128ZM151 119V120H150ZM182 119V120H181ZM216 119V122H215ZM242 119V120H241ZM248 119V120H247ZM252 119V121H251ZM19 120V122H18ZM22 120V121H20ZM35 120V122H34ZM95 120V121H94ZM104 120L108 123L109 127L101 124ZM112 120V121H111ZM127 120V121H126ZM139 120V122H138ZM175 120V121H173ZM222 120V122L220 121ZM244 120L246 122H244ZM10 121V122H8ZM15 121V122H14ZM24 121V122H23ZM33 121V122H32ZM59 121L61 122L60 124ZM94 121V122H93ZM113 123H111V122ZM123 121V122H122ZM125 121V122H124ZM137 121V122H136ZM143 121V122H142ZM156 121V122H155ZM201 121V122H200ZM209 121V122H208ZM214 121V122H213ZM4 122V123H3ZM50 122V123H49ZM70 122V123H68ZM79 122V123H78ZM82 122V124L80 123ZM84 122V123H83ZM87 124H86V123ZM96 122V123H95ZM114 122L116 124H114ZM119 122V123H118ZM170 122V123H169ZM179 122V123H177ZM186 122V123H185ZM228 122V123H227ZM241 122V123H240ZM249 122V124L247 123ZM11 123V124H9ZM15 123V126H14ZM20 123V124H18ZM46 123V124H45ZM53 123V124H52ZM55 123V124H54ZM74 123V124H73ZM91 123V124H90ZM100 123V124H99ZM118 123V124H117ZM122 123V125H121ZM125 123V124H124ZM129 123V124H128ZM139 123V124H138ZM141 123H143L141 125ZM155 127H154V125ZM173 125H172V124ZM223 123V124H221ZM244 123V124H243ZM256 123V124H255ZM8 126H6V125ZM42 124V125H41ZM52 125L50 127V125ZM74 125L71 126V125ZM76 124V125H75ZM78 124V125H77ZM167 124V125H166ZM169 124V125H168ZM209 124V125H208ZM251 124V125H250ZM19 125V126H18ZM21 128H18V127ZM29 125V127L27 126ZM41 125V126H40ZM58 125V127H54ZM63 125V126H62ZM87 125V126H86ZM128 125V127H126ZM131 125V127H129ZM205 125V126H204ZM224 125V126H223ZM238 125V126H237ZM242 125V126H241ZM248 125V126H247ZM5 126V127H4ZM14 126V127H13ZM46 126V127H45ZM81 126V127H79ZM85 126V127H83ZM92 126V128H91ZM125 126V127H124ZM136 126V127H135ZM140 126V128H139ZM152 126V127H151ZM174 128H173V127ZM178 126V128H177ZM201 126V127H199ZM203 126V127H202ZM218 126V128H217ZM255 128H253V127ZM7 127V128H6ZM33 127V128H32ZM38 127V128H37ZM40 127V128H39ZM44 127V128H42ZM90 127V128H89ZM115 127V128H113ZM121 127V128H120ZM134 129H133V128ZM139 129H138V128ZM165 127V128H164ZM169 127V129H168ZM176 127V128H175ZM184 127V128H183ZM225 127V128H224ZM4 128V130H3ZM18 130H17V129ZM25 128V129H24ZM37 128V129H36ZM49 128V129H48ZM52 130H51V129ZM58 128V130H57ZM79 132L87 133L85 138L74 137L73 129ZM78 128V129H77ZM84 128V130H83ZM90 130H89V129ZM100 128V129H99ZM123 128V129H122ZM132 130H131V129ZM137 128V129H135ZM153 135H152V130ZM158 128V129H157ZM164 128V129H163ZM186 128V129H185ZM189 128V129H188ZM205 128V129H204ZM250 128V129H249ZM9 129L11 132H9ZM33 129V130H32ZM43 129V130H42ZM68 129V130H67ZM69 129H72L69 131ZM152 129V130H151ZM157 129V130H156ZM163 129V130H162ZM181 129V130H180ZM188 129V130H187ZM233 129V130H232ZM242 129V130H240ZM247 129V130H246ZM15 130V131H14ZM25 130V131H24ZM50 130V131H49ZM55 130V131H54ZM89 130V131H88ZM95 130L97 132H95ZM115 130V131H114ZM120 133L118 134L117 131ZM129 130V131H128ZM137 130V131H136ZM141 130V132H139ZM145 130V131H144ZM162 130V131H161ZM171 131L170 132H168ZM236 130V131H235ZM240 130V131H239ZM244 130V131H243ZM249 130V131H248ZM257 130V131H256ZM4 132H8V137L4 138ZM18 131V132H17ZM23 131V132H21ZM32 131V132H31ZM34 131V132H33ZM39 131V132H38ZM42 133H41V132ZM57 131V132H56ZM60 131V132H59ZM65 131V132H63ZM147 131V132H146ZM150 131V132H149ZM159 131V132H158ZM175 132V134L173 133ZM177 131V132H176ZM184 131V132H183ZM186 131V132H185ZM201 131V132H200ZM203 131V132H202ZM207 131V133H205ZM3 134H2V133ZM14 132V133H13ZM26 132V133H24ZM46 132V133H45ZM53 132V137L48 138L46 134ZM59 132V133H58ZM71 132V134H70ZM95 134H92V133ZM113 132V133H112ZM116 132V133H115ZM125 132V133H124ZM130 132L133 135H128ZM144 132V133H143ZM168 132V133H167ZM200 132V133H199ZM213 132V133H212ZM233 132V133H232ZM241 132V133H240ZM12 146H18L10 149L11 145L6 143L11 139ZM18 136H17V134ZM19 133L22 135L19 137ZM23 133V134H22ZM28 133V134H27ZM34 134V136L32 134ZM44 133V134H43ZM58 133V134H56ZM97 133V134H96ZM138 133V134H137ZM139 133L142 135H139ZM150 133V135H149ZM158 133V134H157ZM160 133V134H159ZM166 133V134H165ZM186 133V134H185ZM191 133V134H189ZM228 133V134H227ZM230 133V134H229ZM236 133V134H235ZM2 134V135H1ZM27 134V135H26ZM30 134V135H29ZM64 134V135H63ZM67 134V135H66ZM89 134V135H88ZM91 134V136H90ZM125 134V135H124ZM170 136H169V135ZM174 136V138L171 136ZM184 134V135H183ZM204 136H201L203 135ZM235 134V135H234ZM38 135V136H37ZM43 135V136H42ZM45 135V136H44ZM57 137H55V136ZM63 135V136H62ZM97 135V136H96ZM119 137H117V136ZM148 135V136H147ZM155 135V136H154ZM231 135V136H230ZM17 136V138H16ZM25 136V137H24ZM31 136V137H30ZM36 136V137H35ZM62 138H61V137ZM65 136V137H64ZM154 136V137H153ZM179 138H178V137ZM186 136V137H185ZM188 136V137H187ZM191 136V137H190ZM213 136V137H212ZM244 136V138H243ZM34 137V138H33ZM38 137V138H37ZM44 138L42 143V150L34 151V144H40L41 139ZM68 137V138H67ZM92 137V138H91ZM109 139H107V138ZM115 137L118 139L116 140ZM121 137V138H120ZM140 137V138H139ZM156 137V138H155ZM162 137V138H161ZM170 137V138H169ZM184 137V138H183ZM203 137V138H201ZM231 137V138H230ZM239 137V138H238ZM242 137V138H241ZM256 137V138H255ZM16 138V139H15ZM26 138V139H25ZM28 138V139H27ZM31 138V139H29ZM58 138V139H57ZM75 138V139H74ZM105 138V139H104ZM114 139L112 141V139ZM139 141H138V139ZM144 138V139H143ZM167 138V139H166ZM228 138V139H227ZM250 138V139H249ZM2 139V140H1ZM7 139V140H6ZM22 139V140H21ZM24 139V140H23ZM35 139V140H34ZM53 139V140H52ZM57 139V140H56ZM72 139V140H71ZM92 139V141H91ZM101 139V140H100ZM148 139L147 143L146 140ZM155 139V141H154ZM159 141H158V140ZM166 139V140H165ZM183 139V140H182ZM194 140V143L190 140ZM216 139V140H215ZM232 139V141L230 140ZM234 139V141H233ZM249 141H248V140ZM38 140V141H37ZM52 142H50V141ZM63 143H59L60 141ZM70 140V142H68ZM75 140V142H74ZM98 142H96V141ZM105 140V142H104ZM122 140V141H121ZM128 142V143H126ZM129 140V141H128ZM134 140V141H133ZM143 140V141H142ZM161 140V141H160ZM165 140V141H164ZM170 140V141H169ZM178 140V141H177ZM204 140V141H203ZM207 140V141H206ZM243 140V141H242ZM6 141V143L4 142ZM23 141V142H22ZM26 141V142H25ZM48 141V142H47ZM55 141V142H54ZM81 141V142H80ZM145 141V142H144ZM150 141V142H149ZM172 141V142H171ZM182 143H180V142ZM190 143H189V142ZM230 141V142H229ZM17 142V143H16ZM25 142V143H24ZM29 142V143H27ZM40 142V143H39ZM72 142V143H71ZM92 142V143H91ZM124 142V143H123ZM135 142V143H134ZM141 142V143H140ZM165 144H164V143ZM174 142V143H173ZM202 142V144H201ZM4 143V144H3ZM16 143V144H14ZM19 143V144H18ZM24 143V144H23ZM32 143V144H31ZM45 143V144H44ZM49 143V144H48ZM53 143V144H52ZM56 143V144H55ZM58 143V144H57ZM65 143V144H64ZM75 143V144H73ZM81 143V144H80ZM87 143V144H85ZM94 143V144H93ZM107 143V144H106ZM109 143V144H108ZM112 143V144H111ZM114 143V144H113ZM116 143V144H115ZM134 143V144H133ZM151 143V144H150ZM154 143V144H153ZM156 143V144H155ZM162 143V144H161ZM181 145H180V144ZM188 145H187V144ZM225 143V145H224ZM228 143H230L228 145ZM259 143V144H258ZM18 144V145H17ZM48 144V145H47ZM55 144V145H54ZM99 144V145H97ZM101 144V145H100ZM106 144V145H104ZM147 144V146H146ZM160 144V147H159ZM191 144V145H190ZM197 149L196 148V146ZM220 144V145H219ZM222 144V146H221ZM30 146V149L27 147ZM47 145V146H46ZM72 145V146H71ZM75 145V146H73ZM82 145V146H81ZM84 145V146H83ZM94 145V146H93ZM114 145V146H113ZM117 145V146H116ZM120 145V146H119ZM128 147H127V146ZM141 145V146H140ZM144 145V146H143ZM150 145V146H149ZM162 145V146H161ZM164 145V147H163ZM203 145V147H202ZM8 146V147H7ZM32 146V147H31ZM55 148L59 147L57 154H52L51 151H47V147ZM53 146V147H52ZM68 150L72 148V157L66 158V151H61V147ZM87 146V147H86ZM90 146V147H89ZM92 146V147H91ZM96 146V147H95ZM98 146V147H97ZM110 147L119 148V152L112 155L107 149ZM123 146V147H122ZM130 146V147H129ZM136 146V147H135ZM153 148H152V147ZM177 146V147H176ZM2 147V148H1ZM22 147V148H21ZM25 147V148H24ZM68 147V149H67ZM85 147V148H84ZM104 149H103V148ZM138 147V148H137ZM155 147V150H153ZM158 147V148H157ZM182 147V148H181ZM188 147V148H186ZM225 147V148H224ZM17 148H21L18 149ZM82 148V149H81ZM90 148V150H89ZM145 148V149H144ZM162 148V149H161ZM164 148V149H163ZM175 148V149H174ZM186 148V149H185ZM214 148V149H213ZM23 149V150H22ZM46 149V150H45ZM85 149L84 158H81V154ZM89 151H88V150ZM108 151H107V150ZM140 149V150H139ZM146 151V153L143 151ZM168 149V150H167ZM189 149V150H187ZM204 149V150H202ZM211 149V150H210ZM5 150L7 152H5ZM23 152H22V151ZM29 150V151H28ZM45 150V151H44ZM78 150V151H76ZM136 150V152H135ZM139 150V151H138ZM153 150V152H152ZM161 150V151H160ZM167 150V151H165ZM185 150V151H184ZM189 152H187V151ZM195 150V151H194ZM199 150V151H198ZM206 150V151H205ZM210 150V151H209ZM215 150L217 152H215ZM237 150V151H236ZM254 150V151H253ZM256 150V151H255ZM88 151V152H86ZM99 151V152H98ZM132 151V152H131ZM165 153H164V152ZM169 151V152H168ZM235 151V152H234ZM3 152V153H2ZM21 152V153H20ZM27 152V157L24 159L22 153ZM78 152V153H77ZM94 152V153H93ZM130 152V153H129ZM158 152V154H157ZM160 152V153H159ZM198 152V153H197ZM209 152V153H208ZM223 152V153H222ZM225 152V153H224ZM234 152V153H233ZM259 152V153H258ZM64 155H63V154ZM70 153V151L68 152ZM76 155H75V154ZM103 153V154H102ZM139 153V155L137 154ZM156 153V154H154ZM197 153V154H196ZM23 156H22V155ZM84 154V153H83ZM102 154V157H101ZM131 154V155H130ZM136 154V155H135ZM153 154V155H152ZM166 154V155H164ZM204 154V155H203ZM207 154V155H206ZM38 155V156H37ZM55 157H54V156ZM57 155V156H56ZM92 155V157H91ZM134 155V156H133ZM142 155V157H141ZM6 156V157H4ZM45 156H47L45 158ZM100 158H99V157ZM119 156V157H118ZM138 156V157H137ZM163 156V157H162ZM168 156V157H167ZM182 156V158H180ZM199 156V157H198ZM210 156V157H208ZM222 156V157H221ZM233 157L230 161V157ZM4 157V158H3ZM32 157V158H31ZM35 157V158H34ZM37 157V158H36ZM51 157V158H50ZM63 157V158H61ZM77 162H76V159ZM89 157V158H88ZM98 157V158H97ZM114 157V159H113ZM135 157V159H134ZM153 157H155L153 159ZM159 157V158H158ZM204 157V158H203ZM208 159H207V158ZM44 158V159H43ZM55 158V159H53ZM58 158V159H57ZM73 158V159H72ZM93 158V159H92ZM97 158V159H96ZM118 158V159H117ZM140 158V159H139ZM148 158V159H147ZM150 158V159H149ZM170 158V159H169ZM184 158V159H183ZM190 158V159H189ZM220 158V159H217ZM9 159V160H8ZM28 159V160H27ZM31 159L33 163L31 162ZM39 160L40 162L35 163ZM38 159V160H37ZM47 159V160H45ZM53 159V160H52ZM65 160V161H62ZM82 159V160H81ZM84 159V160H83ZM88 159V160H87ZM96 159V160H95ZM101 159V160H100ZM117 159V160H116ZM251 159V160H250ZM47 161V162H44ZM56 160V161H55ZM90 160H94L90 161ZM97 160H100L97 162ZM140 160V161H139ZM173 160V161H172ZM199 160V161H198ZM210 160V161H209ZM216 160V161H215ZM54 161V162H53ZM60 161V162H59ZM68 163H67V162ZM88 161V162H87ZM96 161V162H95ZM103 161V163H102ZM118 161V162H117ZM134 161V162H133ZM139 161V162H138ZM163 163H162V162ZM171 161V162H170ZM197 161V162H196ZM219 161V163H218ZM221 161V162H220ZM240 161V169L237 174L239 181L231 182L227 180V185H223L221 179L220 169L228 166L232 167L234 162ZM245 161V163H244ZM41 162L43 164H41ZM58 164H57V163ZM81 162V163H79ZM108 162V164L106 163ZM111 162V163H110ZM117 162V163H116ZM137 162V163H136ZM180 162V164H179ZM233 162V163H232ZM33 165H32V164ZM44 163L47 165H44ZM54 163V165L52 164ZM72 163V164H71ZM88 163V164H87ZM94 163V164H93ZM102 167H95L96 165ZM105 165H102V164ZM148 163V164H147ZM162 163V164H161ZM170 163V164H168ZM202 163V164H201ZM208 163V165L206 164ZM217 163V164H216ZM221 163V164H220ZM225 163V164H223ZM30 164V165H28ZM52 164V165H51ZM57 164V166H56ZM60 164V165H59ZM70 166H68V165ZM84 164V165H83ZM92 164V165H90ZM101 164V165H99ZM112 166H111V165ZM115 164V165H114ZM158 165L155 168V165ZM166 164V165H165ZM38 165L40 168H38ZM42 165V166H41ZM47 168H45L44 166ZM51 165V166H50ZM72 165V166H71ZM82 165V166H81ZM94 165V166H93ZM114 165V166H113ZM120 165L119 167H117ZM126 165V166H125ZM151 165V166H150ZM162 165V166H161ZM166 167H165V166ZM170 165V166H168ZM198 165V166H197ZM200 165V166H199ZM212 165V166H211ZM219 166V168H217ZM223 165V167H222ZM226 165V166H224ZM251 165V166H250ZM7 166V167H6ZM32 166H34L32 168ZM53 166V167H52ZM55 166V167H54ZM93 166V167H92ZM106 166V167H105ZM161 166V167H160ZM211 166V167H210ZM217 166V167H215ZM227 166V167H228ZM249 166V167H248ZM42 167V168H41ZM71 167V168H69ZM89 167V168H87ZM108 167V168H107ZM154 167V168H153ZM169 167V169H168ZM203 167V168H201ZM207 167V168H206ZM54 172L57 171L60 176L56 175L55 178L52 175H48L44 170L50 169ZM60 168V169H59ZM109 168H111L109 170ZM113 168V170H112ZM116 168V169H114ZM122 168V169H121ZM140 168V169H139ZM146 168V169H145ZM162 168V169H160ZM243 168V169H242ZM246 168V169H245ZM4 169V170H3ZM41 169V170H40ZM95 169V170H94ZM105 169V170H104ZM107 169L109 171H107ZM120 169V170H119ZM150 169H153L152 171ZM181 169V170H180ZM195 169V170H194ZM205 169V170H204ZM3 170V171H2ZM24 170V171H23ZM60 170V171H59ZM83 170V171H82ZM100 170V171H99ZM112 170V171H111ZM115 170L119 171L115 173ZM122 170V171H121ZM147 170V171H146ZM151 172H149V171ZM162 170V171H161ZM166 170V171H164ZM175 170V171H174ZM201 170V171H200ZM209 170V171H208ZM217 170V171H216ZM262 170V171H260ZM20 171V172H19ZM34 173H33V172ZM44 173H43V172ZM80 171V172H79ZM96 173H95V172ZM104 173H103V172ZM113 175H112V173ZM125 171V173H124ZM146 171V172H145ZM156 171V172H155ZM238 171V170H237ZM251 171V172H250ZM255 174H254V172ZM5 172V173H4ZM82 172H85L82 173ZM91 172V173H90ZM110 172V174H109ZM122 172V173H121ZM143 172V173H142ZM158 172V173H157ZM164 175L161 176L162 173ZM168 174H167V173ZM196 172V173H194ZM200 172V173H199ZM210 172V174H209ZM217 172V173H214ZM244 172V173H243ZM250 172V173H249ZM7 173V174H6ZM10 173V174H9ZM15 173V170H14ZM22 173V174H21ZM25 173V174H24ZM28 175H27V174ZM72 173V171H71ZM79 173V174H78ZM94 173V174H93ZM99 173V174H97ZM111 176H109L108 174ZM121 173V174H120ZM127 173V174H126ZM155 177H154V175ZM178 173V175L176 174ZM215 175H214V174ZM257 173V174H256ZM40 175L38 177V175ZM44 174V175H43ZM83 176H82V175ZM101 174V175H100ZM105 174V175H104ZM118 174V176H117ZM125 174V175H124ZM136 174V175H135ZM142 174V175H141ZM160 176H159V175ZM207 174V175H205ZM252 174V175H251ZM7 175V176H6ZM23 175L25 177H23ZM33 175V176H31ZM98 175V176H97ZM108 175V177H107ZM122 175V176H121ZM128 175V176H127ZM141 177H140V176ZM152 175V176H150ZM241 175V176H240ZM85 176V177H84ZM88 176V177H87ZM97 176V177H95ZM115 176V177H114ZM138 176V177H137ZM153 177L152 181L148 182ZM165 176L167 178H165ZM214 176V177H212ZM13 177H15L13 175ZM32 177V178H30ZM84 177V178H83ZM105 177V180H103ZM119 177V178H117ZM122 177V178H121ZM127 177V179H126ZM159 177H163L162 179ZM179 177V178H178ZM206 177V178H205ZM41 178V179H40ZM45 178V179H44ZM108 178V179H107ZM132 178H134L132 180ZM141 178V179H140ZM243 178V179H242ZM0 183H3V178L0 176ZM107 179V180H106ZM115 179V180H114ZM129 179V180H128ZM165 182H164V180ZM167 179V180H166ZM218 181V186L214 185V180ZM37 180V181H36ZM51 180V181H50ZM56 180V181H55ZM60 180V181H59ZM63 180V181H62ZM81 180V182H80ZM117 180V181H116ZM128 180V182H126ZM143 180V181H142ZM189 180V181H188ZM205 180V181H204ZM32 181V182H31ZM48 181V182H47ZM59 181V183H58ZM97 181V182H96ZM100 181V182H99ZM104 181V182H103ZM142 181V183H141ZM157 183H156V182ZM160 181V182H159ZM163 181V184H161ZM61 182V183H60ZM110 182V183H109ZM116 182V183H115ZM139 182V183H137ZM146 182V183H145ZM152 182V183H150ZM34 183V184H33ZM43 183V184H41ZM63 183V184H62ZM88 183V184H85ZM125 183V184H124ZM165 183V184H164ZM258 183V184H257ZM39 184V185H38ZM49 184V185H50ZM58 186H57V185ZM95 184V185H94ZM117 184V185H116ZM125 186H124V185ZM134 184V185H133ZM136 184V185H135ZM140 184V185H139ZM145 184V186H144ZM151 184V185H150ZM154 184V185H153ZM158 184V185H157ZM133 185V186H131ZM204 185V186H203ZM260 185V186H259ZM263 185V186H262ZM103 186V188H102ZM120 186V187H119ZM141 189L139 191L137 189ZM151 186V187H150ZM154 186V187H153ZM157 186V187H156ZM173 186V187H172ZM192 186V187H191ZM201 186V188L199 187ZM206 193L212 198H216L219 201L228 202L230 197L238 195L239 198L248 196L246 200L255 201L257 204L256 210H250L248 207L241 212V215L235 214V217L229 216L224 218V221L217 223V227L220 226L227 230L237 231L238 234V247L233 248V255H228L227 250L221 252V248H217L215 251H211V248H216L215 239L216 235L209 232L205 237L206 244L210 245L209 249H205L203 256H198L201 247L200 242L196 244V247H191L190 243L186 242L183 238L193 236L198 238L202 229L196 230L194 227L192 218L186 213L182 212L180 215L181 223L185 225L176 226L172 221L173 212L169 209H162L158 211L159 221L156 224V220L148 213V210L144 209V201L158 200L161 204H165L170 201V204H183L188 200L189 194L192 190L200 188L201 192L203 187ZM235 186V187H230ZM236 186H241L238 188ZM105 187V188H104ZM124 187V189H123ZM141 187V188H140ZM154 189H153V188ZM161 187V188H160ZM166 189H165V188ZM191 189H189V188ZM195 187V189H194ZM214 187V188H213ZM257 190H256V188ZM67 188V189H66ZM136 188V189H135ZM146 188V189H145ZM149 190H148V189ZM151 188V190H150ZM157 188V189H156ZM159 188V189H158ZM180 188V190H178ZM209 188V189H207ZM252 188V189H251ZM260 188V189H259ZM95 189V190H94ZM109 189V190H108ZM112 191H111V190ZM135 189V190H134ZM156 189V190H155ZM164 189L165 192L162 190ZM173 190V192H171ZM182 189V190H181ZM207 189V190H206ZM214 189V190H213ZM238 189V190H237ZM121 190V191H120ZM135 192H134V191ZM153 190V191H152ZM158 190V191H157ZM161 190V191H160ZM178 190V191H177ZM210 190V191H208ZM218 190V191H216ZM96 191V192H95ZM101 191V192H99ZM107 191V193H106ZM120 191L119 193H117ZM125 191V192H124ZM131 191L133 193H131ZM137 191V192H136ZM143 191V192H142ZM155 191V193H154ZM237 191V192H236ZM260 191V192H259ZM95 192V193H94ZM99 192V194H98ZM110 194H109V193ZM115 192V193H114ZM123 192V193H122ZM129 192V193H128ZM152 192V194H151ZM175 192V193H174ZM183 192H186L182 194ZM94 193V194H92ZM105 195H104V194ZM128 195H127V194ZM144 193V194H143ZM171 193V194H170ZM179 196H177L178 194ZM220 193L222 195H220ZM76 194V196H75ZM99 196H98V195ZM102 194V196H101ZM108 194V195H107ZM115 194V195H114ZM118 194V195H117ZM126 194V195H125ZM133 194V196H132ZM138 194V195H137ZM176 194V195H175ZM89 195V196H87ZM94 199H91L90 196ZM107 195V197H106ZM120 197L118 198V196ZM146 195V196H145ZM154 195V196H153ZM182 195V196H181ZM74 196L77 197L74 201ZM138 198H137V197ZM142 197V200L141 199ZM145 196V197H144ZM160 196V197H158ZM186 198H185V197ZM192 196L198 197L197 193ZM99 199H98V198ZM105 197V198H104ZM128 197V198H127ZM136 197V198H135ZM170 197V198H169ZM178 197V198H177ZM21 198V199H20ZM80 198V199H78ZM103 198V199H102ZM113 201H112V199ZM124 198V199H123ZM133 200H132V199ZM153 198V199H152ZM161 198V200H160ZM174 198V199H173ZM39 199V200H37ZM85 199V200H84ZM89 199V200H88ZM107 199V200H105ZM109 199V200H108ZM116 199V200H115ZM173 199V200H172ZM263 199V200H262ZM19 200V201H18ZM32 200V201H31ZM37 200V201H35ZM82 200V201H81ZM84 200V201H83ZM96 200V201H95ZM102 200V202H101ZM111 200V201H110ZM132 200V201H131ZM139 200V201H138ZM175 200V201H174ZM178 200V201H177ZM184 200V201H183ZM5 201V200H4ZM16 201V202H15ZM22 201V202H21ZM99 201V202H98ZM107 201V202H106ZM119 201V202H118ZM124 201V202H123ZM143 201V202H141ZM181 201V202H180ZM199 197L196 203L199 202ZM19 202V203H18ZM35 202V203H34ZM74 204H73V203ZM88 202V203H85ZM106 202V203H105ZM117 202V203H116ZM141 202V203H140ZM263 202V203H262ZM7 203V202H6ZM16 203V204H15ZM18 203V204H17ZM78 203V204H77ZM85 203V205L83 204ZM97 208H96V204ZM114 203V204H113ZM121 203V204H119ZM124 205H123V204ZM128 203V204H127ZM195 203V204H196ZM72 204V205H71ZM80 204V205H79ZM88 204V205H87ZM92 204V207L90 206ZM95 204V205H94ZM99 204V205H98ZM107 204V205H106ZM119 204V205H118ZM132 206H131V205ZM141 206H139V205ZM30 205V206H29ZM45 205V206H44ZM79 207L77 208V206ZM94 205V206H93ZM114 205H118L112 210ZM127 205V206H126ZM261 207H259V206ZM25 206V207H24ZM29 206V207H27ZM56 206V207H55ZM68 206V207H67ZM85 206V207H84ZM104 209H102L103 207ZM110 206V207H109ZM120 206V207H119ZM124 206V210L123 209ZM13 209H12V208ZM16 207V208H15ZM34 207V208H33ZM55 207V208H54ZM84 207V208H83ZM88 207V208H86ZM107 207V208H105ZM126 207V208H125ZM135 207V208H133ZM143 207V208H142ZM263 207V208H262ZM25 208V209H23ZM33 208V209H32ZM47 208V209H46ZM54 208V209H53ZM58 208V209H57ZM72 208V210H71ZM77 208V209H76ZM121 208V209H120ZM133 208V209H132ZM138 208V209H137ZM141 208V209H139ZM262 210H260V209ZM12 209V210H11ZM20 209V210H19ZM23 209V210H22ZM70 209V210H69ZM85 209V210H84ZM100 209V211H99ZM102 209V211H101ZM25 210V211H24ZM32 210V211H30ZM42 210V212H41ZM57 212H56V211ZM59 210V211H58ZM67 212H66V211ZM77 210V211H76ZM81 210V211H80ZM83 210V211H82ZM87 210V211H86ZM93 216V211H95ZM123 210V212H122ZM129 210V211H128ZM248 210V211H247ZM12 211V212H11ZM29 214H28V212ZM72 211V212H71ZM112 211V212H111ZM132 211V212H131ZM137 211V212H135ZM255 211V213H254ZM16 212V215H15ZM26 212V213H25ZM35 215H33L34 213ZM60 212V213H59ZM77 212V213H76ZM83 212V213H82ZM92 214H91V213ZM106 212V213H104ZM110 212V213H109ZM121 212V213H120ZM142 212V213H141ZM253 212V213H252ZM10 213V215H9ZM23 215L20 216L19 215ZM44 213V214H43ZM56 213V214H55ZM59 213V214H58ZM62 213V214H61ZM64 213V214H63ZM67 213V214H66ZM69 213V214H68ZM76 213V214H75ZM79 213V215H78ZM82 213V214H81ZM99 213V214H98ZM108 213V215H107ZM117 213V214H116ZM119 213V215H118ZM128 213V214H126ZM176 213V212H174ZM247 213V214H246ZM31 214V215H30ZM42 214V215H41ZM50 214V215H49ZM89 214V215H88ZM101 214V216H100ZM113 214V215H112ZM131 214V215H129ZM135 214V216H134ZM142 214V215H141ZM146 216H144V215ZM172 214V215H171ZM244 216H243V215ZM250 214V217H249ZM46 215V216H45ZM57 215V216H56ZM62 215V216H61ZM67 215V217H66ZM73 215V216H72ZM83 215V217H82ZM98 215V216H97ZM106 215V216H105ZM111 215V216H110ZM117 215V216H116ZM129 215V216H127ZM148 215V216H147ZM166 215V217H165ZM183 215V216H182ZM188 215V216H187ZM20 216V221L24 222V226L20 224L12 225L8 217ZM38 216V217H35ZM49 216V217H48ZM69 216V217H68ZM119 216V217H118ZM138 216V217H136ZM164 216V218H163ZM169 216L173 219H169ZM237 216V217H236ZM239 216V217H238ZM248 216V217H247ZM253 216V217H252ZM259 216V217H258ZM261 216V217H260ZM31 217V218H30ZM40 217V218H39ZM43 217V218H42ZM52 217V219H51ZM73 219H71V218ZM81 217V218H80ZM89 217V218H88ZM99 217V218H98ZM102 217H105L102 219ZM109 217V218H108ZM112 217V218H111ZM118 217V218H117ZM122 217V218H121ZM149 217V218H148ZM152 217V218H151ZM162 217V218H161ZM183 217V218H182ZM241 217V218H240ZM257 217V219H256ZM263 217V218H262ZM5 218V219H4ZM34 218V219H33ZM38 218V219H37ZM60 218V219H58ZM127 218V219H126ZM190 218V219H189ZM229 218V219H228ZM233 218V219H232ZM239 218V219H238ZM247 218V219H245ZM253 220H252V219ZM261 218V219H260ZM7 219V220H6ZM22 219V220H21ZM29 219V220H28ZM31 219V220H30ZM36 219V220H35ZM62 219V220H61ZM69 219V220H68ZM81 219V220H80ZM88 219V220H87ZM93 219V221H92ZM96 219V220H95ZM99 219V220H98ZM123 219V220H122ZM126 221H125V220ZM136 219V220H135ZM150 219V220H149ZM183 219V221H182ZM186 219V220H185ZM189 219V220H188ZM225 219L227 220L225 221ZM235 219V220H234ZM253 223L254 221L256 223ZM256 219V220H255ZM41 222H40V221ZM45 220V221H44ZM54 220V221H53ZM56 220V221H55ZM59 223H58V221ZM72 220V221H71ZM91 220V221H90ZM95 220V221H94ZM132 223H131V221ZM163 220V221H162ZM169 220V221H168ZM230 220V221H229ZM240 220L239 222H237ZM243 220V221H242ZM246 220V221H245ZM4 221V222H3ZM34 221V222H33ZM80 221V222H78ZM99 221V222H96ZM111 223H110V222ZM118 221L121 222L118 224ZM140 221V222H139ZM143 221V222H142ZM171 221V222H170ZM235 221V223H234ZM249 221V222H248ZM260 221V222H259ZM29 222V223H28ZM46 222V223H45ZM62 224H61V223ZM87 222V223H86ZM96 222L95 226L92 223ZM138 222V223H137ZM148 222V224H147ZM154 222V223H153ZM165 222V223H164ZM225 222V223H224ZM242 222V223H241ZM248 224H247V223ZM21 223V222H20ZM27 223V224H26ZM37 223V224H36ZM54 223V224H53ZM68 223V224H67ZM117 223V224H116ZM136 223V225H135ZM159 223V224H158ZM169 223V226H168ZM190 223V224H188ZM229 223V224H228ZM231 223V224H230ZM258 223V224H257ZM33 225V230L36 231L35 237H31L30 232L27 230ZM47 226H44V225ZM52 224V225H50ZM89 224V225H88ZM116 224V225H115ZM126 224V225H125ZM130 224V225H128ZM139 224V225H138ZM140 224H144L143 226ZM219 224V225H218ZM222 224V225H221ZM227 224V225H226ZM252 224V225H250ZM43 225V226H42ZM64 225V226H63ZM82 225V226H81ZM113 225V226H112ZM115 225V226H114ZM132 225V227H131ZM135 225V226H134ZM139 227H138V226ZM147 225V226H146ZM160 225V226H159ZM174 225V226H173ZM190 225V226H188ZM225 225V226H224ZM230 225V226H228ZM234 225V226H232ZM248 225V226H246ZM5 226V227H4ZM36 226V227H35ZM49 226V227H48ZM54 226V228H51ZM56 226V227H55ZM58 226V227H57ZM61 226V227H60ZM73 226V227H72ZM87 226V227H86ZM99 226V227H98ZM104 226V227H103ZM109 226V227H108ZM117 226V227H116ZM122 226V227H121ZM141 226V228H140ZM145 226V227H144ZM152 226V227H150ZM163 226V227H162ZM184 226V227H183ZM191 226H193L191 228ZM240 228H237V227ZM259 226V227H258ZM14 227V228H13ZM30 227V228H29ZM46 227V228H45ZM60 227V228H59ZM65 227V228H64ZM83 227V228H82ZM85 227V228H84ZM98 227V228H97ZM102 229H101V228ZM117 228L111 230V228ZM121 227V229H120ZM140 228V231L138 228ZM149 229H147V228ZM156 229H154V228ZM160 227V228H159ZM167 227V228H166ZM188 227V228H187ZM229 227V228H228ZM252 227V228H251ZM5 228V229H4ZM7 228V229H6ZM12 228V229H11ZM18 228V229H17ZM26 228H28L26 230ZM63 228V229H62ZM69 228V229H68ZM81 228L82 230L78 229ZM88 228V229H87ZM91 228V229H90ZM97 228V229H95ZM108 228V229H107ZM110 228V229H109ZM135 228V229H134ZM143 228V229H142ZM153 228V231H152ZM191 228V229H190ZM234 228V229H233ZM237 228V229H236ZM243 228V229H242ZM11 229V230H10ZM39 229V230H38ZM51 229L53 231L50 230ZM54 229V230H53ZM62 229V230H61ZM65 229V230H64ZM75 232H73V230ZM119 229V230H118ZM124 229V230H123ZM147 229V230H146ZM172 229L174 231H172ZM177 229V230H176ZM187 229V231H186ZM192 232H190V230ZM240 229V230H239ZM263 229V230H262ZM4 230V231H3ZM9 230V231H8ZM47 230V231H46ZM59 230V232H57ZM64 230V231H63ZM77 230V231H76ZM80 230V231H79ZM90 232H89V231ZM94 230V231H92ZM109 230V231H108ZM118 230V231H117ZM130 230V231H129ZM146 230V231H145ZM156 230V231H155ZM164 230V232H163ZM184 230V231H183ZM194 230V232H193ZM225 230V229H224ZM39 231V232H38ZM42 231V232H41ZM45 231V232H44ZM56 231V232H55ZM69 231V232H67ZM71 231V232H70ZM87 231V232H86ZM108 231V232H107ZM111 231V232H110ZM116 231V232H115ZM121 231V233H120ZM133 231V232H131ZM135 231H137L135 233ZM180 231V232H179ZM183 231V232H182ZM187 233H186V232ZM196 231V232H195ZM250 231V232H248ZM253 232V234L251 233ZM21 234H20V233ZM41 232V233H40ZM64 232V234H63ZM73 232V233H72ZM115 232V233H114ZM126 232V233H124ZM140 232V233H139ZM145 232V233H144ZM151 232V234H150ZM160 232V234L158 233ZM166 232V233H165ZM172 232V233H170ZM257 232V234H256ZM259 232V233H258ZM56 235H55V234ZM70 233V234H69ZM81 235H80V234ZM88 233V234H87ZM90 233V234H89ZM108 233V234H107ZM111 233V234H110ZM113 233V234H112ZM120 233V234H118ZM155 233V234H154ZM158 233V234H157ZM185 236L183 237L182 235ZM186 233V234H185ZM227 233V232H226ZM49 234V235H48ZM59 234V235H57ZM62 234V236H61ZM83 234V235H82ZM101 234V235H100ZM107 234V235H105ZM119 236V239L115 240V235ZM123 234V235H121ZM130 234V235H129ZM135 234V236H133ZM138 234V235H137ZM189 234V235H188ZM247 234V235H246ZM249 234V235H248ZM252 234V235H251ZM260 234V236H259ZM24 235V236H23ZM40 235V236H39ZM43 237H42V236ZM51 235V236H50ZM70 235V236H69ZM74 235V236H73ZM87 235V236H86ZM94 235V237H93ZM96 235V236H95ZM103 235V241L101 239ZM110 235V236H109ZM114 235V237H112ZM142 235V236H141ZM151 235V236H150ZM173 235V236H172ZM212 235V236H211ZM257 235V236H256ZM27 236V237H26ZM40 238H39V237ZM55 236V237H54ZM57 236V237H56ZM78 236V237H77ZM90 236V237H89ZM127 236V237H126ZM150 236V237H149ZM166 236V238H165ZM175 236V237H174ZM180 236V237H179ZM211 236V237H210ZM241 236V237H240ZM248 236V237H247ZM3 237V238H2ZM5 237V238H4ZM52 237V238H51ZM70 237V238H69ZM76 237V238H75ZM82 237V238H81ZM93 237V238H92ZM134 237V238H133ZM137 237H141L138 239ZM154 237V238H153ZM162 237V239H161ZM170 239H169V238ZM253 237V238H252ZM7 238V239H6ZM11 238V239H10ZM36 238V239H35ZM43 238V239H42ZM60 238V239H59ZM73 238V239H72ZM78 238V239H77ZM125 238V239H124ZM149 238V240H148ZM153 238V239H152ZM156 238V239H155ZM158 238V239H157ZM161 240H160V239ZM164 238V239H163ZM172 238V239H171ZM209 238L208 242L207 239ZM214 238V239H213ZM243 238V239H242ZM251 238V239H250ZM260 238V239H259ZM262 238V240H261ZM10 239V240H9ZM42 239V240H41ZM55 239V240H54ZM60 241H58V240ZM95 239V240H94ZM99 239V241H97ZM137 239V240H134ZM169 239V241H168ZM213 239V240H211ZM246 239H250L247 241ZM257 239V241L255 240ZM49 240V241H48ZM57 240V241H56ZM67 240V241H66ZM91 240V241H90ZM101 240V241H100ZM106 240V241H105ZM111 240V241H110ZM122 240V241H121ZM140 240V242H139ZM171 240V241H170ZM178 240V243H177ZM241 242H240V241ZM245 240V241H244ZM6 241V242H5ZM26 241V242H25ZM39 241V242H38ZM43 241V242H42ZM71 241V242H70ZM74 241V242H73ZM86 241V242H85ZM88 241V242H87ZM96 243H95V242ZM105 241V242H104ZM127 241V242H126ZM131 241V242H130ZM133 241V242H132ZM136 241V242H135ZM143 241V242H142ZM151 244H149L148 243ZM151 241V242H150ZM153 241V242H152ZM167 241V242H166ZM214 243H213V242ZM11 242V244H10ZM36 242V243H35ZM52 242L59 245V251L54 255L56 247ZM70 242V243H68ZM95 244H94V243ZM101 242V243H100ZM104 242V243H103ZM111 242V243H110ZM118 245H116V243ZM122 242V243H121ZM142 242V243H141ZM156 242V243H155ZM174 242V243H173ZM180 242V243H179ZM186 243L185 245L183 243ZM211 242V243H210ZM240 244H239V243ZM244 242V243H243ZM250 242V243H249ZM254 242V243H253ZM263 242V243H261ZM13 243V245H12ZM45 245L46 249H41ZM66 243V244H65ZM137 243H141L140 245ZM154 243V244H153ZM177 243V244H176ZM51 244V245H50ZM70 244V245H69ZM89 244V245H86ZM129 244V245H127ZM131 244V245H130ZM135 244V245H134ZM137 244V245H136ZM150 245L148 248L147 246ZM166 244V245H164ZM169 244V245H168ZM180 244V245H178ZM183 244V245H182ZM247 244V246H246ZM255 244V246H254ZM18 245V246H17ZM65 245V246H64ZM74 245V246H73ZM84 245V246H83ZM103 245V246H102ZM124 245V246H123ZM127 245V247H126ZM145 245V246H144ZM160 245V246H159ZM243 245V248H242ZM252 245V246H251ZM258 245V246H257ZM263 245V246H262ZM8 246V247H7ZM32 246L36 250L32 253ZM47 246V247H46ZM54 246V247H53ZM61 246V247H60ZM64 246V247H63ZM69 246V247H68ZM91 246V247H90ZM111 246V247H110ZM115 246V247H114ZM170 246V247H168ZM173 246V248H171ZM179 246V248H178ZM190 246V247H189ZM240 246V247H239ZM262 246V247H261ZM10 247V248H9ZM25 249H24V248ZM49 247V248H48ZM68 247V248H67ZM75 247V248H74ZM77 247V248H76ZM84 247V249H83ZM86 247V248H85ZM90 247V248H89ZM93 247V248H92ZM120 247V248H118ZM142 247H144L142 249ZM157 251H155L154 249ZM158 247V248H157ZM182 249H181V248ZM198 247V248H197ZM211 247V248H210ZM247 247V248H246ZM258 247V248H257ZM3 248V249H2ZM6 248V249H5ZM13 248V249H12ZM44 248V246H43ZM81 248V249H80ZM97 248V249H96ZM102 248V249H100ZM160 248V249H159ZM169 248V249H168ZM175 248H177L175 250ZM196 248V249H195ZM208 248V247H207ZM240 248V249H239ZM245 248V249H244ZM251 248V249H250ZM9 249V250H8ZM43 250V254L39 255V250ZM64 249V250H63ZM68 249V250H67ZM73 249V250H71ZM100 249V250H99ZM117 249V250H116ZM124 249V250H123ZM146 249V250H145ZM149 249V250H148ZM153 249V250H152ZM162 249V250H161ZM199 249V250H198ZM242 249V250H241ZM259 249V250H258ZM8 250V251H7ZM23 250V251H22ZM29 250V251H28ZM66 250V251H65ZM79 250V251H78ZM82 250V251H81ZM95 250V251H93ZM97 250V251H96ZM112 250V251H111ZM143 250V251H142ZM168 250V251H167ZM179 250V251H178ZM191 250V251H190ZM194 250V251H193ZM236 250V251H235ZM241 250V251H240ZM16 251V252H15ZM53 251V252H52ZM70 251V252H69ZM108 251V252H107ZM118 251V252H117ZM128 251V252H127ZM130 251V252H129ZM134 251V253H133ZM139 251V254H138ZM182 251V252H180ZM218 251V252H217ZM246 251V252H242ZM251 251V252H249ZM65 252V253H64ZM69 252V253H68ZM76 252V253H75ZM90 252V253H89ZM95 252V253H94ZM99 252V253H97ZM127 252V253H125ZM132 252V254H131ZM163 252V253H162ZM166 252V253H165ZM216 252V254H214ZM221 252V254H220ZM226 252V253H225ZM241 252V253H240ZM253 252V253H252ZM16 256H15V254ZM52 253V254H51ZM62 253V254H61ZM78 253V254H77ZM81 255H80V254ZM121 253V254H120ZM130 255H129V254ZM142 256H141V254ZM146 253L148 255H146ZM154 253V255H153ZM211 253V254H210ZM219 255H218V254ZM250 255H249V254ZM9 254V255H8ZM18 254V255H17ZM23 254V255H22ZM34 256H33V255ZM38 254V255H37ZM45 254V255H44ZM51 254V255H50ZM76 254V256H74ZM84 254V255H83ZM86 254V255H85ZM95 254V255H93ZM117 254V256H116ZM123 254V255H122ZM136 254V256H135ZM138 254V255H137ZM153 256H152V255ZM176 254V255H175ZM192 254V255H191ZM194 254V255H193ZM209 254V255H208ZM242 254V255H241ZM247 254L253 257H247ZM8 255V256H7ZM11 255V256H10ZM26 255V256H25ZM92 255V256H89ZM129 255V256H128ZM140 255V256H139ZM163 255V256H162ZM206 255V257H204ZM245 259H244V256ZM7 256V258H6ZM24 256V257H23ZM37 256V257H36ZM43 256V257H42ZM60 256V258H59ZM62 256V257H61ZM69 257V258H66ZM78 256V257H77ZM87 256V257H86ZM126 256V257H125ZM156 256V257H155ZM167 256V257H166ZM221 256V257H220ZM225 256V258H224ZM19 257H21L19 259ZM47 259H45V258ZM58 257V258H56ZM74 257V258H73ZM90 257V258H89ZM145 257V258H144ZM153 257V258H152ZM187 257L188 260L187 261ZM193 257V258H192ZM201 257V258H200ZM243 257V259H242ZM13 258V259H12ZM18 260L16 261V259ZM23 258V259H22ZM26 258V259H25ZM30 258V259H29ZM42 258V260H41ZM51 258V259H50ZM73 258V259H72ZM89 258V259H87ZM127 259V263L125 259ZM136 258V259H135ZM138 258V259H137ZM157 258V259H156ZM163 258V259H162ZM195 258V259H194ZM208 260H207V259ZM223 258V259H222ZM233 258V259H232ZM15 259V260H14ZM45 259V260H44ZM59 259V260H58ZM67 259V260H66ZM81 259V261H80ZM115 259V260H114ZM151 259V260H150ZM185 259V260H184ZM199 259V260H198ZM213 259V260H210ZM216 259V260H214ZM241 259V260H240ZM249 262H247L248 260ZM28 260V261H27ZM34 260V261H33ZM55 260V261H54ZM57 260V262H56ZM61 260V261H60ZM71 260V261H70ZM76 260V261H74ZM78 260V261H77ZM87 260V263H86ZM121 260V261H120ZM133 260V262H132ZM140 260V261H139ZM192 260V261H191ZM194 260V261H193ZM219 260V261H218ZM223 260V262H222ZM225 260V261H224ZM229 260V261H228ZM231 260V261H230ZM247 260V261H245ZM251 260V261H250ZM15 261V262H14ZM22 261V262H21ZM33 261V262H32ZM36 261V262H35ZM41 261V262H40ZM45 261V262H44ZM49 261V262H48ZM52 261V262H51ZM66 261V262H65ZM118 261V262H117ZM131 261V262H130ZM152 261V262H150ZM158 261V263H157ZM186 261V262H185ZM216 261V262H215ZM21 262V263H19ZM43 262V263H42ZM70 262V263H69ZM77 262V263H76ZM125 262V263H124ZM156 262V263H155ZM190 262V263H189ZM205 262V263H204ZM252 262V263H251ZM258 264H264L258 263Z\"/></svg>",
  "mask_w": 264,
  "mask_h": 264
},
{
  "label": "bare ground",
  "instance_id": "2",
  "mask_svg": "<svg viewBox=\"0 0 264 264\" xmlns=\"http://www.w3.org/2000/svg\"><path fill=\"white\" fill-rule=\"evenodd\" d=\"M73 1V0H72ZM88 1V0H87ZM96 1V0H95ZM104 1V0H103ZM102 1V2H103ZM108 1V0H107ZM125 1V0H124ZM146 1V0H145ZM158 1V0H157ZM166 1V0H165ZM173 1H175V0H173ZM213 1V0H212ZM228 1V0H227ZM10 2V1H9ZM22 2V1H21ZM33 2V1H32ZM34 2H35V0H34ZM33 2V3H34ZM45 2V1H44ZM48 2H49V0H48ZM75 2V1H74ZM141 2H142V0H141ZM232 2V1H231ZM245 2H247V0H245ZM259 2H260V0H259ZM5 3V2H4ZM46 3V2H45ZM52 3H53V0H52ZM59 3V2H58ZM66 3H68V2H66ZM147 3H148V1H147ZM152 2L150 1V4H151ZM158 3H160V1H158ZM167 3V2H166ZM170 3V2H169ZM199 3V2H198ZM222 3V2H221ZM239 3V2H238ZM254 3V2H253ZM23 4V3H22ZM35 4V3H34ZM70 4V3H69ZM76 4V3H75ZM79 4V3H78ZM87 4V3H86ZM85 4V5H86ZM94 4V3H93ZM93 4H91V6L93 5ZM102 4V3H101ZM126 4H128L127 2H126ZM125 4V5H126ZM138 4H140V3H138ZM165 4V3H164ZM224 4V3H223ZM228 4V3H227ZM43 5H45V4H43ZM58 5V4H57ZM60 5V4H59ZM80 5H81V3H80ZM105 4H103V5H100V6H104ZM124 5V4H123ZM133 5H134V3H133ZM145 5V4H144ZM147 5V4H146ZM162 5V4H161ZM160 5V6H161ZM167 5V4H166ZM171 5V4H170ZM173 5V4H172ZM194 5H195V3H194ZM242 5H243V3H242ZM247 5V4H246ZM245 5V6H246ZM255 5H256V3H255ZM14 6V5H13ZM21 6V5H20ZM19 6V7H20ZM31 6V5H30ZM79 6V5H78ZM107 6V5H106ZM105 6V7H106ZM139 6V5H138ZM159 6V5H158ZM168 6V5H167ZM181 6V5H180ZM202 6V5H201ZM226 6V5H225ZM22 7V6H21ZM32 7H33V5H32ZM31 7V8H32ZM39 7V6H38ZM49 7H50V5H49ZM56 7V6H55ZM58 7V6H57ZM56 7V8H57ZM72 7H74V3H73V6ZM94 7V6H93ZM157 7V6H156ZM188 7H189V4H188ZM205 7V6H204ZM212 7H214V6H212ZM241 7V6H240ZM247 7V6H246ZM264 7V6H263ZM60 8V7H59ZM59 8H57V9H59ZM109 8V7H108ZM139 8V7H138ZM138 8H136L137 10L136 11H138ZM148 8V7H147ZM171 8V7H170ZM226 8V7H225ZM248 8V7H247ZM257 8V7H256ZM19 9V8H18ZM17 9V10H18ZM47 9V8H46ZM79 9V8H78ZM77 9V10H78ZM85 9V8H84ZM83 8H82V10H84ZM93 9V8H92ZM96 9V8H95ZM99 9H102V8H99ZM105 9V8H104ZM162 9V8H161ZM160 9V10H161ZM198 9V8H197ZM204 9V8H203ZM227 9V8H226ZM229 9V8H228ZM16 10V9H15ZM40 10H41V7H40ZM49 10V9H48ZM54 10H56V9H54ZM74 10H76V9H74ZM87 10V9H86ZM97 10V9H96ZM95 10V11H96ZM107 10V9H106ZM148 10V9H147ZM182 10V9H181ZM241 10H243V9H241ZM28 11H29V9H28ZM71 11V10H70ZM79 11H80V9H79ZM88 11V10H87ZM86 11V12H87ZM89 11H90V9H89ZM91 11H94V10H91ZM105 10H103V12H104ZM131 11V10H130ZM134 11V10H133ZM169 11V10H168ZM210 11V10H209ZM257 11V10H256ZM264 11V10H263ZM40 12V11H39ZM58 12V11H57ZM64 12V11H63ZM68 12V11H67ZM102 12V13H103ZM108 12V11H107ZM135 12V11H134ZM133 12V13H134ZM149 12V11H148ZM160 12H163V11H160ZM159 11H158V13H160ZM194 12V11H193ZM199 12V11H198ZM201 12V11H200ZM211 12V11H210ZM214 12V11H213ZM17 13V12H16ZM16 13H14V14H16ZM19 13V12H18ZM28 13V12H27ZM36 13V12H35ZM56 13V11L54 12V14ZM62 13V12H61ZM74 13H76L75 11H74ZM98 13V12H97ZM100 13V12H99ZM105 13V12H104ZM126 13V12H125ZM144 13V12H143ZM165 13V12H164ZM176 13V12H175ZM190 13V12H189ZM215 13V12H214ZM253 13V12H252ZM259 13V12H258ZM2 14V13H1ZM21 14V13H20ZM19 14V15H20ZM25 14H26V12H25ZM46 14V13H45ZM57 14V13H56ZM68 14V13H67ZM70 14H72V13H70ZM81 14H84V13H82L81 12ZM87 14V13H86ZM92 14H96V12L95 13H92ZM166 14V13H165ZM171 14V13H170ZM17 15V14H16ZM36 15H38V14H36ZM43 15V14H42ZM49 15V14H48ZM51 15V14H50ZM75 15V14H74ZM73 15V16H74ZM78 15H79V13H78ZM85 15V14H84ZM98 15V14H97ZM125 15V14H124ZM150 15V14H149ZM172 15V14H171ZM209 15V14H208ZM211 15H212V13H211ZM35 16V15H34ZM46 16V15H45ZM56 16H58V15H56ZM55 16V17H56ZM77 16V15H76ZM80 16V15H79ZM78 16V17H79ZM87 16H90V15H87ZM94 17V15H91V17ZM146 16V15H145ZM147 16H148V14H147ZM158 16H160V14L158 15ZM173 16H175V15H173ZM189 16V15H188ZM187 16V17H188ZM207 16V15H206ZM7 17V16H6ZM13 17V16H12ZM16 17V16H15ZM17 17H19V16H17ZM27 17V16H26ZM25 17V18H26ZM51 17V16H50ZM54 17V18H55ZM96 17V16H95ZM118 17V16H117ZM129 17H130V15H129ZM137 17V16H136ZM143 17V16H142ZM149 17V16H148ZM151 17V16H150ZM164 17V16H163ZM180 17V16H179ZM210 17V16H209ZM252 17V16H251ZM8 18V17H7ZM11 18V17H10ZM31 18V17H30ZM29 18V19H30ZM53 18V17H52ZM82 18V17H81ZM145 18V17H144ZM147 18V17H146ZM155 18V17H154ZM161 18V17H160ZM165 18V17H164ZM184 18V17H183ZM195 18V17H194ZM43 19H44V17H43ZM58 19V18H57ZM56 19V20H57ZM62 19H64V18H62ZM78 19V18H77ZM136 19V18H135ZM134 19V20H135ZM148 19V18H147ZM153 19V18H152ZM203 19V18H202ZM7 20V19H6ZM53 20V19H52ZM55 20V21H56ZM65 20V19H64ZM63 20V21H64ZM70 20V19H69ZM82 20V19H81ZM84 20V19H83ZM99 20V19H98ZM116 20V19H115ZM139 20V19H138ZM141 20H143L142 18H141ZM151 20V19H150ZM170 20V19H169ZM173 20V19H172ZM178 20V19H177ZM183 20V19H182ZM186 20V19H185ZM189 20V19H188ZM193 20V19H192ZM201 20V19H200ZM250 20V19H249ZM253 20V19H252ZM34 21V20H33ZM44 21V20H43ZM48 21V20H47ZM59 21H60V19H59ZM58 21V22H59ZM75 21V20H74ZM85 21H86V19H85ZM100 21L102 22V20L100 19ZM99 21V22H100ZM105 21H108V20H106L105 19ZM131 21V20H130ZM147 21V20H146ZM153 21V20H152ZM163 21V20H162ZM227 21V20H226ZM15 22V21H14ZM39 22H40V20H39ZM57 22V23H58ZM70 22V21H69ZM98 22V21H97ZM96 22V23H97ZM136 22V21H135ZM148 22V21H147ZM147 22H143V24L144 23H147ZM150 22V21H149ZM155 22V21H154ZM168 22V21H167ZM249 22V21H248ZM257 22V21H256ZM10 23H13V21L12 22H10ZM21 23V22H20ZM24 23V22H23ZM25 23H27V22H25ZM29 23V22H28ZM35 23V22H34ZM50 23V22H49ZM88 23V22H87ZM95 23V24H96ZM106 23V22H105ZM142 23V22H141ZM172 23V22H171ZM178 23V22H177ZM183 23V22H182ZM186 23V22H185ZM188 23V22H187ZM239 23V22H238ZM254 23V22H253ZM8 24H9V22H8ZM33 24V23H32ZM37 24V23H36ZM41 24H42V22H41ZM70 24V23H69ZM74 24V23H73ZM88 24H90V23H88ZM92 24V23H91ZM157 24H158V22H157ZM162 24V23H161ZM212 24V23H211ZM27 25V24H26ZM48 25V24H47ZM52 25H54V24H52ZM52 25H50V26H52ZM75 25V24H74ZM73 25V26H74ZM80 25V23H78V26ZM98 25H100L99 23H98ZM97 25V26H98ZM148 25V24H147ZM152 25H153V23H152ZM159 25V24H158ZM178 25V24H177ZM248 25V24H247ZM246 25V26H247ZM253 25V24H252ZM22 26V25H21ZM33 26V25H32ZM35 26H39V25H35ZM42 26V25H41ZM64 26H66V25H64ZM75 26H77V25H75ZM83 26V25H82ZM90 26V25H89ZM141 26V25H140ZM144 26H145V24H144ZM162 26V25H161ZM190 26V25H189ZM202 26V25H201ZM211 26V25H210ZM245 26V27H246ZM17 27H18V24H17ZM26 27V26H25ZM29 27V26H28ZM43 27V26H42ZM100 27V26H99ZM128 27V26H127ZM126 27V28H127ZM138 27V26H137ZM185 27H186V25H185ZM244 27V28H245ZM252 27V26H251ZM27 28V27H26ZM33 28H35V27H33ZM44 28V27H43ZM47 28H48V26H47ZM51 28V27H50ZM50 28L47 30V31H49L50 30ZM64 28H66V27H64ZM64 28H62V29H64ZM78 28V27H77ZM88 28V27H87ZM98 28V27H97ZM120 28V27H119ZM139 28V27H138ZM145 28V27H144ZM194 28V27H193ZM199 28V27H198ZM232 28V27H231ZM261 28V27H260ZM15 29V28H14ZM17 29V28H16ZM15 29V30H16ZM20 29V28H19ZM30 29V28H29ZM42 29V28H41ZM79 29H81V28H79ZM90 29H92L91 28V26H90ZM89 29V30H90ZM101 29V28H100ZM99 29V30H100ZM103 29V28H102ZM108 29V28H107ZM106 29V30H107ZM133 29H135L134 27H133ZM140 29H142V27L140 28ZM148 29V28H147ZM157 29H158V27H157ZM179 29V28H178ZM252 29V28H251ZM23 30V29H22ZM26 30V29H25ZM53 30V29H52ZM52 30H51V32H52ZM59 30V29H58ZM61 30V29H60ZM70 30V29H69ZM68 30V31H69ZM71 30H72V27H71ZM74 30H76V29H74ZM97 30V29H96ZM95 30V31H96ZM144 30V29H143ZM143 30H140V31H143ZM160 30V29H159ZM186 30H187V28H186ZM190 30V29H189ZM6 31V30H5ZM55 31V30H54ZM64 31V30H63ZM77 31V30H76ZM75 31V32H76ZM105 31V30H104ZM120 31V30H119ZM158 31V30H157ZM248 31V30H247ZM257 31V30H256ZM4 32V31H3ZM46 32V31H45ZM50 32V31H49ZM48 32V33H49ZM67 32V31H66ZM79 32V31H78ZM84 32H86V29H85V31ZM98 32V31H97ZM100 32V31H99ZM99 32H98V36H99ZM103 31H101V33H102ZM136 32V31H135ZM145 32V31H144ZM167 32V31H166ZM169 32H171V30L169 31ZM173 32V31H172ZM179 32V31H178ZM2 33V32H1ZM6 33V32H5ZM17 33H18V31H17ZM48 33H46V34H48ZM57 33V32H56ZM55 33V34H56ZM70 33V32H69ZM95 33V32H94ZM160 33V32H159ZM175 33V32H174ZM182 33V32H181ZM188 33H190V32H188ZM10 34V33H9ZM13 34V33H12ZM22 34V33H21ZM39 34V33H38ZM45 34V33H44ZM44 34H42V35H44ZM45 34V35H46ZM63 34V33H62ZM68 33H66V35H67ZM73 34V33H72ZM87 34V33H86ZM105 34V33H104ZM107 34V33H106ZM138 34V33H137ZM156 34V33H155ZM173 34V33H172ZM30 35V34H29ZM32 35V34H31ZM36 35V34H35ZM53 34L51 33V36H52ZM80 35H81V32H80ZM83 35H85V34H83ZM82 35V36H83ZM88 35V34H87ZM94 35V34H93ZM145 35H147V34H145ZM150 35V34H149ZM166 34H164V36H165ZM187 35V37H189L188 36V34H186ZM34 36V35H33ZM58 36V35H57ZM61 36V35H60ZM59 36V37H60ZM70 36V35H69ZM74 36V35H73ZM75 36H76V34H75ZM89 36V35H88ZM127 36V35H126ZM129 36H130V34H129ZM141 36V35H140ZM158 36V35H157ZM163 36V35H162ZM178 36V35H177ZM185 36V35H184ZM1 37V36H0ZM3 37V36H2ZM5 37H6V35H5ZM29 37V36H28ZM43 37H45V36H43ZM49 37V36H48ZM52 37H54V36H52ZM52 37H51V40H53V39H55V38H53L52 39ZM59 37H56V38H59ZM78 37H79V35H78ZM91 37V36H90ZM97 37V36H96ZM102 37V36H101ZM150 37V36H149ZM161 37V36H160ZM166 37V36H165ZM179 37V36H178ZM4 38V37H3ZM7 38V37H6ZM12 38V37H11ZM31 38V37H30ZM33 38V37H32ZM36 38H38V37H36ZM41 38V37H40ZM67 38H69V37H67ZM75 38V37H74ZM95 37H93V39H94ZM116 38V37H115ZM127 38V40H128V37H126ZM142 37H140V39H141ZM244 38V37H243ZM262 38V37H261ZM1 39V38H0ZM9 39H10V37H9ZM18 39V38H17ZM20 39V38H19ZM29 39V38H28ZM35 39V38H34ZM60 39H62V38H59V40ZM71 39H73V38H71ZM71 39H69V40H71ZM80 39H82V38H80ZM144 39V38H143ZM152 39V38H151ZM158 39V38H157ZM174 39V38H173ZM207 39V38H206ZM225 39V38H224ZM258 39V38H257ZM4 40V39H3ZM2 40V41H3ZM37 40V39H36ZM40 40H42V39H40ZM46 40V39H45ZM50 40V39H49ZM66 40V39H65ZM79 40V39H78ZM97 40V38L96 39H94L93 41H90V42H93V43H95V41ZM105 40V39H104ZM111 40H114V36H112L111 37V39L109 40V42L108 43H111L112 41ZM190 40V39H189ZM246 40V39H245ZM20 41V40H19ZM33 41V40H32ZM48 41V40H47ZM71 41H74V40H71ZM87 41H88V39H87ZM98 41V40H97ZM102 41V40H101ZM100 41V42H101ZM116 41V40H115ZM139 41H141V40H139ZM139 41H138V43H139ZM145 41H147V40H145ZM144 41V42H145ZM153 41V40H152ZM155 41V40H154ZM160 41V40H159ZM4 42V41H3ZM45 42V41H44ZM132 42V41H131ZM143 42V41H142ZM163 42V41H162ZM161 42V43H162ZM257 42V41H256ZM8 43V42H7ZM47 43H50L49 41L47 42ZM73 43V42H72ZM80 43V42H79ZM97 43V42H96ZM114 43V42H113ZM118 43V42H117ZM141 43V42H140ZM155 43V42H154ZM160 43V42H159ZM183 43H184V40H183ZM254 43V42H253ZM8 44H10V43H8ZM70 44V43H69ZM83 44V43H82ZM87 44V43H86ZM143 44V43H142ZM142 44L140 45V46H142ZM186 44V43H185ZM188 44V43H187ZM26 45V44H25ZM42 45V44H41ZM45 45H46V43H45ZM52 45V44H51ZM54 45V44H53ZM52 45V46H53ZM56 45V44H55ZM58 45V44H57ZM76 45H77V43H76ZM91 45V44H90ZM90 45H87V46H90ZM104 45V44H103ZM133 45V44H132ZM149 45H151V44H149ZM165 45V44H164ZM176 45H177V43H176ZM183 45V44H182ZM227 45V44H226ZM256 45H257V43H256ZM4 46V45H3ZM6 46V45H5ZM19 46V45H18ZM47 46V45H46ZM49 46V45H48ZM95 46H97V45H95ZM110 46V45H109ZM166 46V45H165ZM172 46V45H171ZM236 46V45H235ZM246 46H247V44H246ZM263 46V45H262ZM93 47V46H92ZM125 47V46H124ZM154 47V46H153ZM228 47V46H227ZM239 48H241L242 47V45H240V46H238ZM237 47V48H238ZM9 48V47H8ZM42 48V47H41ZM87 48V47H86ZM85 48V49H86ZM95 48V47H94ZM113 48V47H112ZM141 48V47H140ZM140 48H139V50H140ZM251 48H253L252 46H251ZM33 49V48H32ZM46 49V48H45ZM63 49H64V47H63ZM69 49V48H68ZM77 49V48H76ZM79 49V48H78ZM84 49V50H85ZM87 49H91V47H89V48H87ZM114 49V48H113ZM112 49V50H113ZM149 49V48H148ZM148 49H147V51H148ZM180 49V48H179ZM187 49V48H186ZM205 49H206V47H205ZM227 49V48H226ZM260 49V48H259ZM14 50V49H13ZM25 50V49H24ZM41 50V49H40ZM43 50V49H42ZM48 50H50V49H48ZM81 50V49H80ZM92 50V49H91ZM95 50V49H94ZM100 50V49H99ZM110 50V49H109ZM120 50V49H119ZM126 50V49H125ZM167 50V49H166ZM188 50V49H187ZM212 50V49H211ZM254 50H256V48H254ZM9 51H10V49H9ZM26 51V50H25ZM51 51V50H50ZM55 51V50H54ZM77 51V50H76ZM83 51V50H82ZM102 51V50H101ZM124 51V50H123ZM122 51V52H123ZM171 51V50H170ZM169 51V52H170ZM176 51V50H175ZM183 51V50H182ZM198 51V50H197ZM201 51V50H200ZM223 51H225L224 49H223ZM252 51V50H251ZM261 51H262V49H261ZM7 52V51H6ZM11 52V51H10ZM14 52V51H13ZM40 52V51H39ZM56 52V51H55ZM85 52V51H84ZM110 52V51H109ZM133 52V51H132ZM139 52V51H138ZM146 52V51H145ZM149 52V51H148ZM168 52V51H167ZM220 52V51H219ZM263 52V51H262ZM15 53H16V50H15ZM34 52H32V54H33ZM43 53H45V52H43ZM48 53V52H47ZM46 53V54H47ZM68 53V52H67ZM77 53H78V51H77ZM82 53V52H81ZM90 53V52H89ZM102 53V52H101ZM104 53V52H103ZM103 53H102V56H103ZM119 53V52H118ZM140 53V52H139ZM142 53V52H141ZM160 53V52H159ZM228 53V52H227ZM261 53V52H260ZM10 54V53H9ZM20 54V53H19ZM50 54V53H49ZM57 55H58V53H56ZM64 54V53H63ZM113 54V53H112ZM116 54V53H115ZM145 54V53H144ZM166 54V53H165ZM164 54V55H165ZM230 54V53H229ZM264 54V53H263ZM52 54H50V56H51ZM54 55V54H53ZM68 55V54H67ZM85 55H87V53H85ZM89 55V54H88ZM98 55V54H97ZM122 55V54H121ZM136 55H137V53H136ZM147 55H148V53H147ZM159 55V54H158ZM210 55V54H209ZM214 55V54H213ZM217 55V54H216ZM224 55V54H223ZM233 55V54H232ZM247 55V54H246ZM3 56V55H2ZM16 56V55H15ZM49 56V55H48ZM49 56V57H50ZM64 56H66V55H64ZM70 56V55H69ZM74 56H75V54H74ZM135 56V55H134ZM140 56H142V55H140ZM178 56V55H177ZM190 56V55H189ZM253 56V55H252ZM256 56V55H255ZM10 57V56H9ZM26 57V56H25ZM33 57V56H32ZM85 57V56H84ZM95 57H96V55H95ZM98 57V56H97ZM117 57H118V55H117ZM124 57V56H123ZM150 57H151V55H150ZM184 57V56H183ZM225 57V56H224ZM248 57V56H247ZM247 57H245V59H247ZM11 58H14V57H12L11 56ZM19 58V57H18ZM38 58V57H37ZM40 58V57H39ZM38 58V59H39ZM60 58V57H59ZM75 58V57H74ZM83 58V57H82ZM81 58V59H82ZM120 58V57H119ZM127 58V57H126ZM137 58V57H136ZM162 58V57H161ZM179 58V57H178ZM220 58V57H219ZM52 59V58H51ZM55 59V58H54ZM98 59V58H97ZM96 59V60H97ZM106 59V58H105ZM144 59V58H143ZM147 59V58H146ZM150 59V58H149ZM170 59V58H169ZM227 59V58H226ZM233 59V58H232ZM236 59V58H235ZM254 59V58H253ZM7 59H5V61H6ZM31 60V59H30ZM62 60H63V58H62ZM62 60H59V61H62ZM78 60V59H77ZM77 60H75V61H77ZM100 60H101V57H100ZM138 60H139V58H138ZM173 60V59H172ZM193 60V59H192ZM217 60V59H216ZM239 60H240V58H239ZM19 61H20V59H19ZM37 61V60H36ZM57 61V60H56ZM81 61H83V60H81ZM87 61V60H86ZM90 61V60H89ZM126 61V60H125ZM141 61V60H140ZM148 61V60H147ZM184 61V60H183ZM196 61V60H195ZM38 62V61H37ZM50 62V61H49ZM69 62H70V60H69ZM88 62V61H87ZM91 62V61H90ZM101 62V61H100ZM123 62V61H122ZM150 62V61H149ZM182 62V61H181ZM185 62H186V60H185ZM202 62V61H201ZM249 62V61H248ZM252 62V61H251ZM256 62V61H255ZM7 63H8V61H7ZM46 63H48V62H46ZM45 63V64H46ZM54 63H55V61H54ZM57 63V62H56ZM71 63V62H70ZM74 63V62H73ZM75 63H77V62H75ZM94 63V62H93ZM107 63L108 64H110V65H112V59L110 58L108 61H107ZM207 63V62H206ZM238 63V62H237ZM236 63V64H237ZM22 64V63H21ZM58 64V63H57ZM90 64V63H89ZM128 64V63H127ZM185 64V63H184ZM199 64V63H198ZM226 64V63H225ZM235 64V65H236ZM30 65V64H29ZM34 65V64H33ZM36 65V64H35ZM41 65V64H40ZM43 65V64H42ZM48 65V64H47ZM55 65V64H54ZM54 65H53V67H54ZM80 65V64H79ZM120 65V64H119ZM139 65V64H138ZM141 65V64H140ZM1 66V65H0ZM18 66V65H17ZM60 66V65H59ZM78 66V65H77ZM80 66H82V65H80ZM94 66H95V64H94ZM145 66V65H144ZM183 66V65H182ZM184 66H186V65H184ZM191 66V65H190ZM197 66V65H196ZM212 66H214V65H212ZM255 66V65H254ZM48 67V66H47ZM58 67V66H57ZM75 67V66H74ZM91 67V66H90ZM216 67V66H215ZM221 67V66H220ZM245 67V66H244ZM258 67V66H257ZM23 68V67H22ZM22 68H20L19 70H21ZM25 68H27V67H25ZM71 68H72V66H71ZM97 68V67H96ZM113 68V67H112ZM111 68V69H112ZM121 68V67H120ZM127 68V67H126ZM126 68L124 69L125 71H126ZM132 68V67H131ZM141 68V67H140ZM146 67H144V69H145ZM171 68H174V65H173V67H171ZM170 68V69H171ZM176 68V67H175ZM199 68V67H198ZM197 68V69H198ZM219 68V67H218ZM262 68V67H261ZM260 68V69H261ZM45 69V68H44ZM60 69V68H59ZM58 69V70H59ZM86 69V68H85ZM107 69V68H106ZM113 69H115V68H113ZM136 69V68H135ZM158 69V68H157ZM220 69V68H219ZM241 69V68H240ZM27 70V69H26ZM25 70V71H26ZM34 70V69H33ZM49 70V69H48ZM54 70V69H53ZM68 70V69H67ZM83 70V69H82ZM118 69L116 68V71H117ZM120 70V69H119ZM156 70V69H155ZM172 70V69H171ZM191 70V69H190ZM194 70V69H193ZM201 70V69H200ZM205 70V69H204ZM224 70H226V69H224ZM233 70V69H232ZM239 70V69H238ZM258 70V69H257ZM262 70V69H261ZM4 71V70H3ZM24 71V70H23ZM27 71H29V70H27ZM31 71V70H30ZM36 71V70H35ZM42 71H43V68H42ZM74 71V70H73ZM72 71V72H73ZM79 71V70H78ZM84 71H86V70H84ZM112 71V70H111ZM110 70H109V72H111ZM166 71V70H165ZM177 71V70H176ZM203 71V70H202ZM12 72V71H11ZM15 72V71H14ZM13 72V73H14ZM21 72V71H20ZM43 72H45V71H43ZM58 72V71H57ZM60 72V71H59ZM65 72V71H64ZM95 72V71H94ZM99 73H100V71H98ZM97 72V73H98ZM103 72V71H102ZM123 72V71H122ZM128 72V71H127ZM126 72V73H127ZM172 72V71H171ZM201 72V71H200ZM219 72H221V71H219ZM231 72V71H230ZM241 72V71H240ZM247 72V71H246ZM249 72V71H248ZM1 73V72H0ZM9 73V72H8ZM31 73V72H30ZM29 73V74H30ZM96 73V72H95ZM113 73V72H112ZM125 73V72H124ZM136 73V72H135ZM188 73V72H187ZM197 73V72H196ZM227 73V72H226ZM254 73V72H253ZM263 73V72H262ZM9 74H11V73H9ZM17 74H19V73H17ZM23 74H27V72L26 73H23ZM22 74V75H23ZM28 74V75H29ZM86 74H87V72H86ZM92 74H94V73H92ZM147 73H145V75H146ZM153 74V73H152ZM160 74V73H159ZM186 74V73H185ZM194 74V73H193ZM197 74H199V73H197ZM197 74H195L196 76H197ZM223 74V73H222ZM6 75V74H5ZM21 75V76H22ZM24 75V76H25ZM33 75H35V73L33 74ZM39 75H40V73H39ZM46 77H47V75L46 74H44ZM74 75V74H73ZM80 75V74H79ZM99 75V74H98ZM97 75V76H98ZM101 75V74H100ZM221 75V74H220ZM231 75V74H230ZM8 76V75H7ZM15 76V75H14ZM18 76V75H17ZM23 76V77H24ZM31 77H32V75H30ZM36 76V75H35ZM34 76V77H35ZM56 76V75H55ZM54 76V77H55ZM60 76H61V74H60ZM69 76V75H68ZM91 76H93V75H91ZM109 76V75H108ZM129 76H130V74H129ZM132 76V75H131ZM137 76H139V74L137 75L136 74V77H135V80H140L139 78L141 77V76H139V77H137ZM185 76V75H184ZM209 76V75H208ZM222 76V75H221ZM235 76V75H234ZM242 76V75H241ZM263 76V75H262ZM27 77H29V76H27ZM74 77V76H73ZM77 77V76H76ZM95 77V76H94ZM105 77V76H104ZM112 77V76H111ZM110 77V78H111ZM146 77H147V75H146ZM153 77V76H152ZM156 76L154 75V78H155ZM164 77V76H163ZM178 77V76H177ZM191 77V76H190ZM198 77V76H197ZM225 77V76H224ZM3 78V77H2ZM16 78V77H15ZM19 78V77H18ZM39 78V77H38ZM45 78V77H44ZM68 78V77H67ZM70 78V77H69ZM80 78V77H79ZM97 78V77H96ZM98 78H100V77H98ZM102 78V77H101ZM113 78V77H112ZM120 78V77H119ZM124 78H125V76H124ZM149 78V77H148ZM148 78H145V77H142V79H146V81L144 80L143 82H147L148 83ZM165 78V77H164ZM183 78V77H182ZM187 78V77H186ZM194 78V77H193ZM200 78V77H199ZM204 78V77H203ZM206 78V77H205ZM233 78V77H232ZM252 78V77H251ZM6 79H7V77H6ZM5 79V80H6ZM17 79V78H16ZM23 79H25V78H23ZM33 79V78H32ZM36 79V78H35ZM78 79V78H77ZM117 79H118V77H117ZM122 79V78H121ZM21 80V79H20ZM19 80V81H20ZM28 80V79H27ZM26 80V81H27ZM40 80V79H39ZM42 80V79H41ZM59 80V79H58ZM57 80V81H58ZM70 80V79H69ZM68 80V81H69ZM75 80V79H74ZM95 80V79H94ZM104 80V79H103ZM133 80V79H132ZM181 80V79H180ZM194 80H196V79H194ZM205 80V79H204ZM236 80V79H235ZM261 80V79H260ZM8 81V80H7ZM13 81V80H12ZM19 81H18V84H19ZM30 81V80H29ZM71 81V80H70ZM83 81V80H82ZM81 81V82H82ZM93 81V80H92ZM107 81H108V78H107ZM109 81H110V79H109ZM119 81V80H118ZM162 81V80H161ZM164 81V80H163ZM183 81V80H182ZM218 81V80H217ZM5 82V81H4ZM9 82H10V79H9ZM14 82V81H13ZM13 82H10V83H13ZM31 82V81H30ZM29 82V83H30ZM35 82H36V80H35ZM38 82V81H37ZM36 82V84H38ZM44 82V81H43ZM95 82H96V80H95ZM98 82H99V80H98ZM106 82V81H105ZM104 82V83H105ZM126 82V81H125ZM133 82V81H132ZM150 82V81H149ZM235 82V81H234ZM248 82V81H247ZM28 83V84H29ZM52 83V82H51ZM88 83H90V82H88ZM119 83H120V81H119ZM138 83V82H137ZM142 83V82H141ZM153 83L155 84V85H157V84H159L160 83V80L158 79V78H155V80L153 81ZM168 83V82H167ZM185 83V82H184ZM220 83V82H219ZM249 83V82H248ZM257 83V82H256ZM40 84V83H39ZM38 84V85H39ZM68 84V83H67ZM91 84H92V82H91ZM111 84V83H110ZM115 84V83H114ZM126 84V83H125ZM135 84V83H134ZM139 84V83H138ZM143 84V83H142ZM145 84V83H144ZM143 84V85H144ZM150 83H148L147 85V87H149L150 89H153V88H155V87H153L152 88V86H150L149 85ZM188 84V83H187ZM194 83H192V85H193ZM208 84H210V83H208ZM22 85V84H21ZM25 85V84H24ZM23 85V86H24ZM33 85V84H32ZM35 85V84H34ZM75 85V84H74ZM122 85V84H121ZM146 85V84H145ZM163 85V84H162ZM174 85V84H173ZM205 86H206V84H204ZM217 85V84H216ZM218 85H220V84H218ZM223 85H224V83H223ZM252 85V84H251ZM3 86V85H2ZM1 86V87H2ZM15 86V85H14ZM55 86H57V85H55ZM87 86V85H86ZM94 87H95V85H93ZM105 86V85H104ZM185 86H187V85H185ZM248 86V85H247ZM45 87V86H44ZM58 87V86H57ZM67 87V86H66ZM131 87V86H130ZM144 87V86H143ZM176 87V86H175ZM196 87V86H195ZM216 87V86H215ZM222 87V86H221ZM220 87V88H221ZM245 87V86H244ZM254 87H256V85L254 86ZM3 88V87H2ZM16 88V87H15ZM19 88V87H18ZM22 88V87H21ZM35 88V87H34ZM33 88V89H34ZM81 88V87H80ZM110 88V87H109ZM115 88V87H114ZM128 88H129V86H128ZM139 88V87H138ZM137 88V89H138ZM145 88V87H144ZM185 88V87H184ZM190 88V87H189ZM198 88V87H197ZM219 88V87H218ZM224 88V87H223ZM233 88V87H232ZM235 88V87H234ZM30 89H32V88H30ZM42 89V88H41ZM90 89H91V87H90ZM93 89V88H92ZM105 89V88H104ZM106 89H108V88H106ZM125 89H127V88H125ZM142 89V88H141ZM149 89V91H151ZM158 89V91H157V96L158 95H160V93H159V91H160V89L159 88H157ZM162 89H164V88H162ZM166 89V88H165ZM215 89H217V88H215ZM230 89V88H229ZM254 89V88H253ZM1 90V89H0ZM3 90V89H2ZM1 90V91H2ZM14 89H13V85H8V84H6L5 83V88H4V90H3V93H5L6 95H9V93L11 94V92L13 91ZM19 90V89H18ZM21 90V89H20ZM27 90V89H26ZM35 90V89H34ZM68 90V89H67ZM79 90V89H78ZM96 90V89H95ZM123 90V89H122ZM121 90V91H122ZM129 90H131V89H129ZM138 90H140V89H138ZM177 90V89H176ZM184 90V89H183ZM230 90H232V89H230ZM237 90V89H236ZM249 90V89H248ZM0 91V92H1ZM44 91V90H43ZM59 91V90H58ZM64 91V90H63ZM93 91V90H92ZM98 91V90H97ZM103 91V90H102ZM116 91V90H115ZM123 91H125V90H123ZM126 91H128V90H126ZM133 91V90H132ZM156 91V90H155ZM163 91V90H162ZM182 91V90H181ZM180 91V92H181ZM219 91V90H218ZM228 91V90H227ZM234 91V90H233ZM232 91V92H233ZM246 91V90H245ZM20 92V91H19ZM21 92H22V90H21ZM24 92V91H23ZM30 92V91H29ZM28 92V93H29ZM33 92V91H32ZM38 92V91H37ZM107 92V91H106ZM105 92V93H106ZM141 92V91H140ZM139 92V93H140ZM144 92H145V90H144ZM231 92V91H230ZM236 92V91H235ZM253 92H255V91H253ZM257 92V91H256ZM260 92V91H259ZM2 93V92H1ZM14 93H15V91H14ZM27 93V92H26ZM27 93V94H28ZM52 93H53V91H52ZM51 93V94H52ZM63 93H65V94H68V92L66 93V92H63ZM62 93V94H63ZM98 92H96V94H97ZM101 93V92H100ZM118 93L119 94H121L120 93V91H118ZM132 95L131 96H133V94L134 93H132V92H130ZM136 93V92H135ZM138 93V92H137ZM177 93V92H176ZM5 94H3L1 97H4V95ZM19 94V93H18ZM24 94V93H23ZM30 94H32L31 92H30ZM30 94L29 95H27V96H29V98H30ZM122 94H123V92H122ZM125 94V93H124ZM162 94V93H161ZM167 94V93H166ZM12 95V94H11ZM20 95V94H19ZM35 95H37V94H35ZM35 95H33L34 96V98H35ZM41 95V94H40ZM93 94H90V96H92ZM104 95V94H103ZM117 95V94H116ZM127 95H128V93H127ZM126 95V96H127ZM138 95V94H137ZM141 95H143L142 93H141ZM163 95V94H162ZM159 96L160 97V100H161V97L163 98V96ZM219 95H221V94H219ZM218 95V96H219ZM229 95V94H228ZM235 95H237V94H235ZM261 95H263V94H261ZM260 95V96H261ZM14 96H15V94H14ZM18 96V95H17ZM16 96V97H17ZM50 96V95H49ZM48 96V97H49ZM52 96V95H51ZM58 96V95H57ZM87 96V95H86ZM94 96H95V94H94ZM93 96V97H94ZM119 96H121V95H119ZM118 96V98L120 99V97ZM125 96V95H124ZM125 96V97H126ZM136 96V95H135ZM140 96V95H139ZM145 96H147V95H145ZM149 96V95H148ZM156 96V95H155ZM154 96V97H155ZM169 96H171L170 94H169ZM174 96H175V94H174ZM246 96V95H245ZM244 96V97H245ZM8 97V96H7ZM9 97H12V96H9ZM15 97V98H16ZM19 97V96H18ZM17 97V98H18ZM21 97H24L23 95L21 96ZM25 97H26V94H25ZM60 97V96H59ZM67 97L70 99V97L67 95ZM83 97V96H82ZM97 97V96H96ZM100 97H102V96H100ZM106 97V96H105ZM108 97V96H107ZM106 97V98H107ZM112 97V96H111ZM134 97V96H133ZM137 97V96H136ZM227 97V96H226ZM247 97V96H246ZM248 97H249V95H248ZM251 97V96H250ZM5 98V97H4ZM3 98V99H4ZM31 98H33L32 96H31ZM61 98V97H60ZM99 98V97H98ZM114 98H115V96H114ZM118 98H117V100H118ZM129 98V97H128ZM176 98V97H175ZM238 98V97H237ZM263 98V97H262ZM6 99V98H5ZM19 99V98H18ZM23 99V98H22ZM26 99V98H25ZM37 99V98H36ZM39 99V98H38ZM43 99V98H42ZM51 99V98H50ZM62 99V98H61ZM60 99V100H61ZM102 99V98H101ZM100 99V100H101ZM111 99V98H110ZM127 99V98H126ZM131 99V98H130ZM138 99V98H137ZM146 99V98H145ZM181 99V98H180ZM179 99V100H180ZM230 99V98H229ZM242 99V98H241ZM246 99H248V98H246ZM255 99V98H254ZM254 99H252V100H254ZM8 100V99H7ZM10 101L11 100H13L12 98L11 99H9ZM15 100V99H14ZM31 100V99H30ZM33 100V99H32ZM47 100H48V98H47ZM52 100H53V98H52ZM59 100V101H60ZM82 100V99H81ZM90 100H92V99H90ZM116 100V101H117ZM123 100V99H122ZM167 100H169V99H167ZM189 100V99H188ZM188 100H186V102H188ZM243 100V99H242ZM3 101V100H2ZM10 101H8V102H10ZM16 101V100H15ZM19 101V100H18ZM22 101V100H21ZM21 101H19V102H21ZM24 101H26V100H24ZM50 101V100H49ZM57 101H58V99H57ZM80 101V93H79V91H77L76 89H73V91H72V93H71V103H68V105H65L64 107H63V105L60 107V105H56L55 107H57V109H59V108H61V112L63 111L64 112V114L65 115H74V116H76L77 115V117H78V114L79 113H77L78 111H77V106H78V102ZM88 101V100H87ZM109 101V100H108ZM107 101V102H108ZM128 101V100H127ZM136 101V100H135ZM147 101H148V99H147ZM153 101V100H152ZM177 101V100H176ZM201 101H202V99H201ZM229 100H227V102H228ZM231 101V100H230ZM241 101V100H240ZM7 102V103H8ZM39 102V101H38ZM37 102V103H38ZM46 102H48V101H46ZM54 102H55V100H54ZM62 102H64V101H62ZM86 102V101H85ZM90 102V101H89ZM88 102V103H89ZM105 102V101H104ZM253 102V101H252ZM28 103H29V101H28ZM34 104H36L35 102H33ZM51 103V102H50ZM59 103V102H58ZM60 103H61V101H60ZM67 103V102H66ZM92 103V102H91ZM91 103H89V104H91ZM113 103H115V102H113ZM118 103H119V101H118ZM117 102H116V104H118ZM122 103V102H121ZM136 103V102H135ZM141 103V102H140ZM144 103V102H143ZM152 103V102H151ZM174 103V102H173ZM191 103V102H190ZM193 103V102H192ZM246 103V102H245ZM10 104H12L11 102H10ZM23 104V103H22ZM47 104V103H46ZM93 104V103H92ZM96 104V103H95ZM101 103H99V105H100ZM107 104V103H106ZM111 104V103H110ZM123 104H124V102H123ZM146 104V103H145ZM163 104V103H162ZM213 104V103H212ZM254 104V103H253ZM0 105H2V104H0ZM6 105V104H5ZM4 105V106H5ZM16 105H18L17 103H16ZM27 105V104H26ZM38 105H40V104H38ZM37 105V106H38ZM86 105H88V104H86ZM121 105V104H120ZM134 105V104H133ZM235 105V104H234ZM247 105V104H246ZM7 106V105H6ZM9 106V105H8ZM11 106V105H10ZM12 106H13V104H12ZM19 106V105H18ZM18 106H16L17 107V109H18ZM29 106V105H28ZM48 106H50V105H48ZM51 106H54V105H52L51 104ZM84 106V105H83ZM101 106V105H100ZM107 106H109V105H107ZM126 106V105H125ZM150 106V105H149ZM189 106V105H188ZM192 106V105H191ZM228 106V105H227ZM236 106V105H235ZM264 106V105H263ZM3 107V106H2ZM21 107V106H20ZM27 107V106H26ZM30 107H32V106H30ZM85 107V106H84ZM87 107H89V106H87ZM94 107H96V106H94ZM97 107H98V105H97ZM112 107V106H111ZM116 107H119V106H116ZM124 107V106H123ZM160 107H161V105L159 104V106L156 108V109H160ZM163 107H164V109L163 110H166L167 111V108H168V105H166V102H165V104L163 105ZM172 107V106H171ZM177 107V106H176ZM176 107H174V108H176ZM178 107H179V105H178ZM261 107V106H260ZM10 107H8V109H9ZM33 108V107H32ZM31 108V109H32ZM51 108V107H50ZM53 108V107H52ZM81 108V107H80ZM90 108V111H91V107H89ZM102 108H103V105H102ZM107 108H109V107H107ZM113 108V107H112ZM114 108H115V106H114ZM180 108H182V107H180ZM186 108V107H185ZM234 108V107H233ZM240 108V107H239ZM7 108H5V110H6ZM11 109V108H10ZM84 109H86L87 110V108H84ZM169 109V108H168ZM179 109V108H178ZM253 109V108H252ZM4 110V111H5ZM14 110V109H13ZM24 110H26V109H24ZM30 110V108L28 109V111ZM37 110V109H36ZM35 110V111H36ZM49 110V109H48ZM56 112H57V110L56 109H54ZM60 110V109H59ZM80 110V109H79ZM89 110V109H88ZM97 110H100V107H99V109H97ZM105 110V109H104ZM104 110H102V111H104ZM130 110V109H129ZM132 110V109H131ZM180 110H182V109H180ZM19 111H21V110H19ZM18 111V112H19ZM27 111V110H26ZM27 111V112H28ZM40 111V110H39ZM90 111H88V112H90ZM107 111H109V110H107ZM106 111V112H107ZM112 111V110H111ZM125 112L127 111V109L126 110H124ZM184 111V110H183ZM228 111H229V109H228ZM242 111V110H241ZM254 111L257 113V114H261V112L260 111H258V110H256V109H254ZM5 112H7V110L5 111ZM4 112V114H6ZM17 112V113H18ZM37 112V111H36ZM45 112H47V111H45L44 110V113ZM84 112V111H83ZM120 112V111H119ZM118 112V113H119ZM121 112H122V110H121ZM130 112V111H129ZM145 112H146V110H145ZM177 112V111H176ZM196 112V111H195ZM215 112V111H214ZM220 112V111H219ZM254 112V113H255ZM25 113V112H24ZM30 113V112H29ZM108 113V112H107ZM132 112H130V114H131ZM175 113V112H174ZM239 113V112H238ZM1 114V113H0ZM13 114H14V112H13ZM19 114V113H18ZM28 114V113H27ZM46 114H48V113H46ZM45 114V115H46ZM50 114V113H49ZM54 114V113H53ZM60 114V113H59ZM58 114V115H59ZM85 114H88V113H85ZM100 114H101V112H100ZM117 114V113H116ZM115 114V115H116ZM143 114V113H142ZM153 114V113H152ZM176 114V113H175ZM179 114H181V113H179ZM185 114V113H184ZM187 114V113H186ZM221 114H223V113H221ZM229 114H231V113H229ZM251 114H252V112H251ZM11 115V114H10ZM22 115V114H21ZM37 115V114H36ZM39 115H41V113H39ZM57 115V116H58ZM82 115V114H81ZM93 115V114H92ZM124 115V114H123ZM233 115V114H232ZM232 115H230V116H232ZM254 115V114H253ZM19 116V115H18ZM27 116V115H26ZM25 116V117H26ZM30 116V115H29ZM34 116V115H33ZM80 116V115H79ZM82 116H84V115H82ZM94 116V115H93ZM96 116V115H95ZM94 116V117H95ZM113 116H114V114H113ZM118 116V115H117ZM198 116V115H197ZM200 116V115H199ZM212 116H214V115H212ZM229 116V115H228ZM7 117V116H6ZM12 117V116H11ZM24 117V116H23ZM24 117V118H25ZM40 117V116H39ZM44 117H46V116H44ZM52 118H53V116H51ZM51 117H49V118H51ZM55 117V116H54ZM69 117V116H68ZM108 117H110L109 115H108ZM173 117V116H172ZM177 117V116H176ZM216 117V116H215ZM23 118V119H24ZM33 118V117H32ZM37 118V117H36ZM57 118V117H56ZM83 119H84V117H82ZM90 118V117H89ZM89 118H87V119H89ZM105 118V117H104ZM111 118H113V117H111ZM124 117H122V119H123ZM128 118H130V115L128 116ZM139 118V117H138ZM180 118V117H179ZM218 118V117H217ZM229 118V117H228ZM20 119H22V117L20 118ZM22 119V120H23ZM27 119V118H26ZM45 119V118H44ZM55 121H56V119L55 118H53ZM62 119V118H61ZM61 119H60V121H61ZM86 119V120H87ZM93 119V118H92ZM106 119H107V117H106ZM126 119V118H125ZM136 119V118H135ZM141 119V118H140ZM156 119V118H155ZM189 119V118H188ZM198 119V118H197ZM249 119V118H248ZM247 119V120H248ZM255 119V118H254ZM4 120V119H3ZM9 120V119H8ZM13 120H15V119H13ZM22 120H20V121H22ZM39 120V122H41L42 123V120H43V118L40 120V119H38ZM77 120V119H76ZM78 120H79V118H78ZM98 120V119H97ZM115 120H116V118H115ZM129 120V119H128ZM151 120V119H150ZM182 120V119H181ZM199 120V119H198ZM242 120V119H241ZM250 120V119H249ZM44 121V120H43ZM59 121V123L58 124H60L61 122ZM95 121V120H94ZM93 121V122H94ZM112 121V120H111ZM110 121V122H111ZM127 121V120H126ZM173 121H175V120H173ZM221 122H222V120H220ZM251 121H252V119H251ZM8 122H10V121H8ZM15 122V121H14ZM18 122H19V120H18ZM24 122V121H23ZM33 122V121H32ZM34 122H35V120H34ZM123 122V121H122ZM125 122V121H124ZM137 122V121H136ZM138 122H139V120H138ZM143 122V121H142ZM156 122V121H155ZM176 122V121H175ZM201 122V121H200ZM209 122V121H208ZM214 122V121H213ZM215 122H216V119H215ZM244 122H246L245 120H244ZM4 123V122H3ZM50 123V122H49ZM56 123H57V121H56ZM68 123H70V122H68ZM79 123V122H78ZM81 124H82V122H80ZM84 123V122H83ZM86 123V122H85ZM96 123V122H95ZM111 123H113V122H111ZM119 123V122H118ZM117 123V124H118ZM170 123V122H169ZM177 123H179V122H177ZM186 123V122H185ZM228 123V122H227ZM241 123V122H240ZM248 124H249V122H247ZM9 124H11V123H9ZM18 124H20V123H18ZM46 124V123H45ZM53 124V123H52ZM55 124V123H54ZM74 124V123H73ZM71 125V126H73L74 127V125ZM87 124V123H86ZM91 124V123H90ZM100 124V123H99ZM101 124H103V125H105L107 128L109 127V125H108V123L104 120V122H102ZM114 124H116L115 122H114ZM125 124V123H124ZM129 124V123H128ZM139 124V123H138ZM143 123H141V125H142ZM153 124V123H152ZM172 124V123H171ZM174 124V123H173ZM172 124V125H173ZM221 124H223V123H221ZM244 124V123H243ZM256 124V123H255ZM6 125V124H5ZM12 125V124H11ZM42 125V124H41ZM40 125V126H41ZM50 125V124H49ZM76 125V124H75ZM78 125V124H77ZM121 125H122V123H121ZM154 125V124H153ZM156 125V124H155ZM155 125H154V127H155ZM167 125V124H166ZM169 125V124H168ZM175 125V124H174ZM209 125V124H208ZM251 125V124H250ZM264 125V124H263ZM1 126V125H0ZM6 126H8V125H6ZM14 126H15V123H14ZM13 126V127H14ZM19 126V125H18ZM23 126H25V125H23ZM23 126H21L20 125V127H18V128H21V127H23ZM28 127H29V125H27ZM52 125H50V127H51ZM63 126V125H62ZM87 126V125H86ZM205 126V125H204ZM224 126V125H223ZM238 126V125H237ZM242 126V125H241ZM248 126V125H247ZM5 127V126H4ZM46 127V126H45ZM54 127H58V125L57 126H55L54 125ZM79 127H81V126H79ZM83 127H85V126H83ZM125 127V126H124ZM126 127H128V125H126ZM129 127H131V125L129 126ZM136 127V126H135ZM152 127V126H151ZM173 127V126H172ZM199 127H201V126H199ZM203 127V126H202ZM253 127V126H252ZM7 128V127H6ZM33 128V127H32ZM38 128V127H37ZM36 128V129H37ZM40 128V127H39ZM42 128H44V127H42ZM52 128V127H51ZM50 128V129H51ZM86 128V127H85ZM90 128V127H89ZM88 128V129H89ZM91 128H92V126H91ZM113 128H115V127H113ZM121 128V127H120ZM133 128V127H132ZM138 128V127H137ZM137 128H135V129H137ZM139 128H140V126H139ZM138 128V129H139ZM165 128V127H164ZM163 128V129H164ZM174 128V127H173ZM176 128V127H175ZM177 128H178V126H177ZM184 128V127H183ZM217 128H218V126H217ZM225 128V127H224ZM253 128H255V127H253ZM17 129V128H16ZM25 129V128H24ZM49 129V128H48ZM75 129L76 128H74L73 130V134L72 135H74V137H77V138H85V136H87V133H86V131L85 132H79V131H75ZM78 129V128H77ZM87 129V128H86ZM100 129V128H99ZM123 129V128H122ZM131 129V128H130ZM134 129V128H133ZM141 129V128H140ZM158 129V128H157ZM156 129V130H157ZM162 129V130H163ZM168 129H169V127H168ZM186 129V128H185ZM189 129V128H188ZM187 129V130H188ZM205 129V128H204ZM250 129V128H249ZM3 130H4V128H3ZM9 132H11L9 129H7ZM18 130V129H17ZM33 130V129H32ZM43 130V129H42ZM52 130V129H51ZM57 130H58V128H57ZM68 130V129H67ZM70 130H72V129H69V131ZM83 130H84V128H83ZM90 130V129H89ZM88 130V131H89ZM132 130V129H131ZM152 130V129H151ZM161 130V131H162ZM181 130V129H180ZM233 130V129H232ZM240 130H242V129H240ZM239 130V131H240ZM247 130V129H246ZM15 131V130H14ZM25 131V130H24ZM50 131V130H49ZM55 131V130H54ZM115 131V130H114ZM117 131V130H116ZM129 131V130H128ZM137 131V130H136ZM145 131V130H144ZM153 131H154V128H153V130H152V135H153ZM236 131V130H235ZM244 131V130H243ZM249 131V130H248ZM257 131V130H256ZM18 132V131H17ZM21 132H23V131H21ZM32 132V131H31ZM34 132V131H33ZM39 132V131H38ZM41 132V131H40ZM57 132V131H56ZM60 132V131H59ZM58 132V133H59ZM63 132H65V131H63ZM95 132H97L96 130H95ZM139 132H141V130H139ZM147 132V131H146ZM150 132V131H149ZM159 132V131H158ZM168 132H170L171 133V131H169L168 130ZM167 132V133H168ZM177 132V131H176ZM184 132V131H183ZM186 132V131H185ZM201 132V131H200ZM199 132V133H200ZM203 132V131H202ZM2 133V132H1ZM4 133V134H3ZM3 135L5 136L4 138H7L8 136V132L6 131V132H4L3 131ZM14 133V132H13ZM24 133H26V132H24ZM42 133V132H41ZM46 133V132H45ZM58 133H56V134H58ZM113 133V132H112ZM116 133V132H115ZM117 133L119 134L120 133V131L118 132L117 131ZM125 133V132H124ZM126 133H128V132H126ZM144 133V132H143ZM173 133L175 134V132L173 131ZM205 133H207V131L205 132ZM213 133V132H212ZM233 133V132H232ZM241 133V132H240ZM1 134V135H2ZM10 134V133H9ZM17 134V133H16ZM23 134V133H22ZM28 134V133H27ZM26 134V135H27ZM32 134V133H31ZM35 134V133H34ZM34 134H32L33 136H34ZM44 134V133H43ZM53 134H55L54 132H53ZM53 134H52V132H48L47 134H46V136L48 137V138H50V140H51V138L53 137ZM70 134H71V132H70ZM92 134H95L94 132L92 133ZM97 134V133H96ZM138 134V133H137ZM158 134V133H157ZM160 134V133H159ZM166 134V133H165ZM186 134V133H185ZM189 134H191V133H189ZM228 134V133H227ZM230 134V133H229ZM236 134V133H235ZM234 134V135H235ZM30 135V134H29ZM64 135V134H63ZM62 135V136H63ZM67 135V134H66ZM89 135V134H88ZM125 135V134H124ZM128 135H133V133H128ZM139 135H141L140 133H139ZM149 135H150V133H149ZM169 135V134H168ZM184 135V134H183ZM17 136H18V134H17ZM17 136H16V138H17ZM20 136H22L20 133H19V137ZM38 136V135H37ZM43 136V135H42ZM45 136V135H44ZM55 136V135H54ZM90 136H91V134H90ZM97 136V135H96ZM117 136V135H116ZM148 136V135H147ZM155 136V135H154ZM153 136V137H154ZM170 136V135H169ZM171 136H172V134H171ZM201 136H204V134L203 135H201ZM231 136V135H230ZM9 137H11V134H10V136ZM25 137V136H24ZM31 137V136H30ZM36 137V136H35ZM55 137H57V136H55ZM61 137V136H60ZM65 137V136H64ZM117 137H119V136H117ZM117 137H115V139L117 140L118 138ZM141 137H142V135H141ZM173 138H174V136H172ZM178 137V136H177ZM186 137V136H185ZM188 137V136H187ZM191 137V136H190ZM213 137V136H212ZM15 138V139H16ZM34 138V137H33ZM38 138V137H37ZM62 138V137H61ZM68 138V137H67ZM92 138V137H91ZM107 138V137H106ZM121 138V137H120ZM140 138V137H139ZM156 138V137H155ZM162 138V137H161ZM170 138V137H169ZM179 138V137H178ZM184 138V137H183ZM201 138H203V137H201ZM231 138V137H230ZM239 138V137H238ZM242 138V137H241ZM243 138H244V136H243ZM256 138V137H255ZM26 139V138H25ZM28 139V138H27ZM29 139H31V138H29ZM41 139V143L40 144H34V147L33 148H31V149H33L34 151H39L40 150V148H41V146H42V143L44 142V138L42 137V138H40ZM58 139V138H57ZM56 139V140H57ZM75 139V138H74ZM105 139V138H104ZM108 139V138H107ZM112 139V138H111ZM138 139V138H137ZM144 139V138H143ZM167 139V138H166ZM165 139V140H166ZM228 139V138H227ZM250 139V138H249ZM2 140V139H1ZM7 140V139H6ZM22 140V139H21ZM24 140V139H23ZM35 140V139H34ZM50 140H48V141H50ZM53 140V139H52ZM72 140V139H71ZM101 140V139H100ZM109 140V139H108ZM114 139H112V141H113ZM158 140V139H157ZM164 140V141H165ZM183 140V139H182ZM190 140V139H189ZM216 140V139H215ZM231 141H232V139H230ZM248 140V139H247ZM11 141H13L14 142V139L11 137V139H9V141L6 143V141H4L5 143H6V145H9L10 143H11ZM38 141V140H37ZM47 141V142H48ZM60 141V140H59ZM91 141H92V139H91ZM96 141V140H95ZM122 141V140H121ZM125 141V140H124ZM129 141V140H128ZM134 141V140H133ZM138 141H139V139H138ZM143 141V140H142ZM147 141H148V139L146 140V143H147ZM154 141H155V139H154ZM159 141V140H158ZM161 141V140H160ZM170 141V140H169ZM178 141V140H177ZM191 141V140H190ZM204 141V140H203ZM207 141V140H206ZM233 141H234V139H233ZM243 141V140H242ZM249 141V140H248ZM1 142V141H0ZM23 142V141H22ZM26 142V141H25ZM24 142V143H25ZM50 142H52V141H50ZM55 142V141H54ZM68 142H70V140H68ZM74 142H75V140H74ZM81 142V141H80ZM96 142H98V141H96ZM104 142H105V140H104ZM126 142V141H125ZM145 142V141H144ZM150 142V141H149ZM172 142V141H171ZM180 142V141H179ZM189 142V141H188ZM191 142H193L194 143V140H192ZM230 142V141H229ZM17 143V142H16ZM16 143H14V144H16ZM23 143V144H24ZM27 143H29V142H27ZM59 143H63V142H59ZM72 143V142H71ZM92 143V142H91ZM124 143V142H123ZM126 143H128V142H126ZM135 143V142H134ZM133 143V144H134ZM141 143V142H140ZM164 143V142H163ZM174 143V142H173ZM181 143V142H180ZM179 143V144H180ZM190 143V142H189ZM4 144V143H3ZM13 144V143H12ZM12 144H10L11 145V147H10V149H12L13 148V146H12ZM19 144V143H18ZM17 144V145H18ZM32 144V143H31ZM45 144V143H44ZM49 144V143H48ZM47 144V145H48ZM53 144V143H52ZM56 144V143H55ZM54 144V145H55ZM58 144V143H57ZM65 144V143H64ZM73 144H75V143H73ZM81 144V143H80ZM85 144H87V143H85ZM94 144V143H93ZM107 144V143H106ZM106 144H104V145H106ZM109 144V143H108ZM112 144V143H111ZM114 144V143H113ZM116 144V143H115ZM151 144V143H150ZM154 144V143H153ZM156 144V143H155ZM162 144V143H161ZM165 144V143H164ZM182 144V143H181ZM180 144V145H181ZM187 144V143H186ZM201 144H202V142H201ZM230 143H228V145H229ZM259 144V143H258ZM46 145V146H47ZM76 145V144H75ZM75 145H73V146H75ZM97 145H99V144H97ZM101 145V144H100ZM188 145V144H187ZM191 145V144H190ZM220 145V144H219ZM224 145H225V143H224ZM29 146V145H28ZM72 146V145H71ZM82 146V145H81ZM84 146V145H83ZM94 146V145H93ZM114 146V145H113ZM117 146V145H116ZM120 146V145H119ZM127 146V145H126ZM141 146V145H140ZM144 146V145H143ZM146 146H147V144H146ZM150 146V145H149ZM162 146V145H161ZM195 146H196V144H195ZM221 146H222V144H221ZM8 147V146H7ZM15 148L16 147H18V146H14ZM32 147V146H31ZM53 147V146H52ZM61 148V151L63 152V151H66L65 152V155H67V157L66 158H69V157H72V148H74V147H72V148H70L69 147V149H68V147H67V149L68 150H65V148H62V146H60ZM87 147V146H86ZM90 147V146H89ZM92 147V146H91ZM96 147V146H95ZM98 147V146H97ZM107 147V146H106ZM123 147V146H122ZM128 147V146H127ZM130 147V146H129ZM136 147V146H135ZM148 147V146H147ZM152 147V146H151ZM159 147H160V144H159ZM163 147H164V145H163ZM177 147V146H176ZM202 147H203V145H202ZM2 148V147H1ZM22 148V147H21ZM21 148H17V150L18 149H21ZM25 148V147H24ZM77 148H79V146L77 147ZM77 148H74V151H75V149H77ZM85 148V147H84ZM103 148V147H102ZM138 148V147H137ZM153 148V147H152ZM158 148V147H157ZM182 148V147H181ZM186 148H188V147H186ZM185 148V149H186ZM196 148H197V146H196ZM225 148V147H224ZM27 149H30V146L29 147H27ZM30 149V150H31ZM47 149V151H49L48 149H49V146L46 148ZM45 149V150H46ZM82 149V148H81ZM104 149V148H103ZM107 149H108V147H107ZM106 149V150H107ZM145 149V148H144ZM143 149V151L146 153V151ZM162 149V148H161ZM164 149V148H163ZM175 149V148H174ZM197 149H199V148H197ZM214 149V148H213ZM23 150V149H22ZM21 150V151H22ZM44 150V151H45ZM88 150V149H87ZM89 150H90V148H89ZM88 150V151H89ZM110 152H111V154L112 155H114V154H116V156L117 155H119L118 154V152H119V148H117V147H110V149H108ZM107 150V151H108ZM140 150V149H139ZM138 150V151H139ZM153 150H155V147H154V149ZM153 150H152V152H153ZM168 150V149H167ZM167 150H165V151H167ZM187 150H189V149H187ZM186 150V151H187ZM200 150V149H199ZM198 150V151H199ZM202 150H204V149H202ZM211 150V149H210ZM209 150V151H210ZM0 151H3V150H0ZM29 151V150H28ZM41 151H43L42 150V148H41ZM50 151H51V153L52 154H57L58 152H59V147L58 146H55V148L53 147V148H51L50 147ZM50 151H49V153H50ZM70 151V153H68ZM76 151H78V150H76ZM88 151H86V152H88ZM161 151V150H160ZM185 151V150H184ZM195 151V150H194ZM206 151V150H205ZM237 151V150H236ZM254 151V150H253ZM256 151V150H255ZM5 152H7L6 150H5ZM23 152V151H22ZM99 152V151H98ZM132 152V151H131ZM135 152H136V150H135ZM164 152V151H163ZM169 152V151H168ZM187 152H189V151H187ZM215 152H217L216 150H215ZM235 152V151H234ZM233 152V153H234ZM3 153V152H2ZM21 153V152H20ZM27 152H25V153H22L21 155L24 157V159L25 158H28L27 157V154H26ZM64 153V152H63ZM62 153V154H63ZM78 153V152H77ZM76 153V154H77ZM84 153V154H83ZM83 153L81 154V158H84L85 157V155L87 154V153H85V149H84V151H83ZM94 153V152H93ZM130 153V152H129ZM160 153V152H159ZM165 153V152H164ZM198 153V152H197ZM196 153V154H197ZM209 153V152H208ZM223 153V152H222ZM225 153V152H224ZM259 153V152H258ZM59 154H61V152H59ZM75 154V153H74ZM75 154V155H76ZM103 154V153H102ZM102 154H101V157H102ZM138 155H139V153H137ZM154 154H156V153H154ZM157 154H158V152H157ZM7 156H10V157H12L13 156V159H11V161H10V163H8V166H9V168H10V172L12 173L10 176H8V177H5L2 173H0V176L3 178V183H0V217H1V215H4V214H6L7 212H10L9 210H8V208H7V205L8 204H10V205H12V207H13V204H14V200H16L15 199V197H22V199H23V202L21 203V204H23V205H25V201H26V199L28 198L29 199V197H31V196H34V197H37V198H40V197H42V193H43V196L45 197V196H49V195H51V197L53 198L52 200L54 201V204H57V207L58 208H62V209H60L61 211L63 210V208L64 207H66V205L69 203V202H67V200L70 198V195H71V191L70 190H74L75 189V193L76 192H81V193H83V194H86V193H88V194H91L90 192H93L92 191V189H91V186H93V184L90 186V183L88 184V183H85V184H88L87 186L86 185H81L78 181H77V178L78 177H75V175L76 174H74V170H81V169H83L84 167H77V166H74L75 165V163L73 164V167L71 168V167H69V168H71V171H72V173H71V171H70V169L68 170V171H66V169H68V167L67 168H65V169H61V170H65L62 174H61V176L64 178V180H65V184H68V189H69V191H66V192H62L61 190H59L58 188H56V186L54 185V184H52V182H51V184L50 183H48V184H46L45 186H42V185H39L38 187H33V186H31L30 184H29V182H28V180H24V178H21V176L20 175H16V168H19L20 169V167H22L21 168V170L22 169H25V172H28V169L30 168H24L25 166L22 164V162H21V160L19 159L18 160V158H19V152L18 151H16V150H14V151H12L11 153H7L6 154ZM53 155V156H54ZM64 155V154H63ZM88 155V154H87ZM131 155V154H130ZM136 155V154H135ZM153 155V154H152ZM164 155H166V154H164ZM204 155V154H203ZM207 155V154H206ZM38 156V155H37ZM57 156V155H56ZM134 156V155H133ZM4 157H6V156H4ZM3 157V158H4ZM21 157V156H20ZM47 156H45V158H46ZM55 157V156H54ZM91 157H92V155H91ZM99 157V156H98ZM97 157V158H98ZM119 157V156H118ZM138 157V156H137ZM141 157H142V155H141ZM163 157V156H162ZM168 157V156H167ZM199 157V156H198ZM208 157H210V156H208ZM222 157V156H221ZM0 158H1V156H0ZM32 158V157H31ZM35 158V157H34ZM37 158V157H36ZM51 158V157H50ZM61 158H63V157H61ZM74 158V157H73ZM72 158V159H73ZM89 158V157H88ZM96 158V159H97ZM100 158V157H99ZM155 157H153V159H154ZM159 158V157H158ZM180 158H182V156L180 157ZM204 158V157H203ZM207 158V157H206ZM44 159V158H43ZM53 159H55V158H53ZM52 159V160H53ZM58 159V158H57ZM74 159H76V158H74ZM93 159V158H92ZM95 159V160H96ZM113 159H114V157H113ZM118 159V158H117ZM116 159V160H117ZM134 159H135V157H134ZM140 159V158H139ZM148 159V158H147ZM150 159V158H149ZM170 159V158H169ZM184 159V158H183ZM190 159V158H189ZM208 159V158H207ZM217 159H220V158H217ZM230 161H231V159H233V157L231 156L230 158ZM9 160V159H8ZM28 160V159H27ZM38 160V159H37ZM45 160H47V159H45ZM44 160V162H47V161H45ZM82 160V159H81ZM84 160V159H83ZM88 160V159H87ZM101 160V159H100ZM100 160H97V162L98 161H100ZM136 160V159H135ZM251 160V159H250ZM34 161H35V163H39L40 161L38 160L37 162H36V160L34 159ZM56 161V160H55ZM62 161H65V160H63L62 159ZM90 161H93L94 162V160H90ZM140 161V160H139ZM138 161V162H139ZM173 161V160H172ZM199 161V160H198ZM210 161V160H209ZM216 161V160H215ZM31 162L33 163V161H32V159H31ZM54 162V161H53ZM60 162V161H59ZM67 162V161H66ZM76 162H77V159H76ZM88 162V161H87ZM96 162V161H95ZM118 162V161H117ZM116 162V163H117ZM134 162V161H133ZM162 162V161H161ZM171 162V161H170ZM197 162V161H196ZM221 162V161H220ZM31 163V164H32ZM48 163V162H47ZM47 163L45 164L44 163V165H47ZM57 163V162H56ZM68 163V162H67ZM79 163H81V162H79ZM99 163V162H98ZM102 163H103V161H102ZM101 163V164H102ZM107 164H108V162H106ZM111 163V162H110ZM137 163V162H136ZM163 163V162H162ZM161 163V164H162ZM218 163H219V161H218ZM233 163V162H232ZM241 162L240 161H237V162H234V164L232 165V167H230V166H228V164H226V165H224V166H226L225 168H222V169H220L219 171H220V173H221V179H222V183H223V185H227V180H230L231 182H235V181H237L238 179H239V177H238V173H239V170H241L239 167H240V164ZM244 163H245V161H244ZM41 164H43L42 162H41ZM49 164V163H48ZM53 165H54V163H52ZM51 164V165H52ZM58 164V163H57ZM57 164H56V166H57ZM72 164V163H71ZM88 164V163H87ZM94 164V163H93ZM101 164H99V165H101ZM148 164V163H147ZM168 164H170V163H168ZM179 164H180V162H179ZM202 164V163H201ZM207 165H208V163H206ZM217 164V163H216ZM221 164V163H220ZM223 164H225V163H223ZM28 165H30V164H28ZM33 165V164H32ZM43 165V166H44ZM50 165V166H51ZM60 165V164H59ZM66 165H68V164H66ZM84 165V164H83ZM90 165H92V164H90ZM95 165H96V163H95ZM102 165H105V164H102ZM111 165V164H110ZM115 165V164H114ZM113 165V166H114ZM155 165V164H154ZM166 165V164H165ZM164 165V166H165ZM4 165L2 164V161H0V168H2ZM42 166V165H41ZM68 166H70V165H68ZM72 166V165H71ZM82 166V165H81ZM94 166V165H93ZM92 166V167H93ZM98 165H96L95 167H97ZM112 166V165H111ZM120 165H118L117 167H119ZM126 166V165H125ZM151 166V165H150ZM158 165H155L154 167L156 168ZM162 166V165H161ZM160 166V167H161ZM168 166H170V165H168ZM198 166V165H197ZM200 166V165H199ZM212 166V165H211ZM210 166V167H211ZM219 166L220 165H218V167L217 166H215V167H217V168H219ZM251 166V165H250ZM7 167V166H6ZM34 166H32V168H33ZM45 168H47L46 166H44ZM53 167V166H52ZM55 167V166H54ZM99 167V166H98ZM106 167V166H105ZM121 167V166H120ZM153 167V168H154ZM166 167V166H165ZM221 167V166H220ZM222 167H223V165H222ZM249 167V166H248ZM35 168V167H34ZM38 168H40L39 167V165H38ZM42 168V167H41ZM87 168H89V167H87ZM100 168H102V167H99V169ZM108 168V167H107ZM201 168H203V167H201ZM207 168V167H206ZM50 169V168H49ZM52 169V168H51ZM48 170V169H46V170H44L46 173H48V175L50 174V175H52V177H56L55 176V174L56 175H58V176H60V174L57 172V171H52V170ZM60 169V168H59ZM111 168H109V170H110ZM114 169H116V168H114ZM122 169V168H121ZM140 169V168H139ZM146 169V168H145ZM157 169H158V167H157ZM160 169H162V168H160ZM168 169H169V167H168ZM243 169V168H242ZM246 169V168H245ZM4 170V169H3ZM2 170V171H3ZM14 170H15V173H14ZM41 170V169H40ZM84 170H85V168H84ZM95 170V169H94ZM105 170V169H104ZM108 169H107V171H109ZM112 170H113V168H112ZM111 170V171H112ZM120 170V169H119ZM151 171L153 170V169H150ZM181 170V169H180ZM195 170V169H194ZM205 170V169H204ZM238 170V171H237ZM24 171V170H23ZM60 171V170H59ZM83 171V170H82ZM100 171V170H99ZM110 171V172H111ZM117 170H115V173H117V172H119V171H117ZM122 171V170H121ZM147 171V170H146ZM145 171V172H146ZM149 171V170H148ZM151 171H149V172H151ZM162 171V170H161ZM164 171H166V170H164ZM175 171V170H174ZM201 171V170H200ZM209 171V170H208ZM217 171V170H216ZM260 171H262V170H260ZM20 172V171H19ZM33 172V171H32ZM43 172V171H42ZM80 172V171H79ZM95 172V171H94ZM97 172V171H96ZM95 172V173H96ZM103 172V171H102ZM105 172V171H104ZM103 172V173H104ZM110 172H109V174H110ZM156 172V171H155ZM251 172V171H250ZM249 172V173H250ZM254 172V171H253ZM5 173V172H4ZM34 173V172H33ZM44 173V172H43ZM55 173V174H54ZM82 173H84L85 174V172H82ZM91 173V172H90ZM112 173V172H111ZM122 173V172H121ZM120 173V174H121ZM124 173H125V171H124ZM143 173V172H142ZM152 173V172H151ZM158 173V172H157ZM162 173V172H161ZM167 173V172H166ZM169 173V172H168ZM167 173V174H168ZM194 173H196V172H194ZM200 173V172H199ZM214 173H217V172H214ZM213 173V174H214ZM244 173V172H243ZM7 174V173H6ZM10 174V173H9ZM22 174V173H21ZM25 174V173H24ZM27 174V173H26ZM29 174V173H28ZM27 174V175H28ZM79 174V173H78ZM94 174V173H93ZM97 174H99V173H97ZM108 174V173H107ZM108 174V175H109ZM127 174V173H126ZM177 175H178V173H176ZM209 174H210V172H209ZM254 174H255V172H254ZM257 174V173H256ZM13 175L15 176V177H13ZM38 175V174H37ZM44 175V174H43ZM82 175V174H81ZM101 175V174H100ZM105 175V174H104ZM108 175H107V177H108ZM112 175H113V173H112ZM111 175V176H112ZM125 175V174H124ZM136 175V174H135ZM142 175V174H141ZM153 175H154V173H153ZM159 175V174H158ZM162 175H164L163 173L161 174V176ZM205 175H207V174H205ZM215 175V174H214ZM252 175V174H251ZM264 175V174H263ZM7 176V175H6ZM31 176H33V175H31ZM40 175H38V177H39ZM83 176V175H82ZM98 176V175H97ZM97 176H95V177H97ZM110 176V175H109ZM110 176V177H111ZM117 176H118V174H117ZM122 176V175H121ZM128 176V175H127ZM140 176V175H139ZM150 176H152V175H150ZM160 176V175H159ZM241 176V175H240ZM23 177H25L24 175H23ZM85 177V176H84ZM83 177V178H84ZM88 177V176H87ZM115 177V176H114ZM138 177V176H137ZM141 177V176H140ZM154 177H155V175H154ZM168 177V176H167ZM166 176H165V178H167ZM212 177H214V176H212ZM30 178H32V177H30ZM98 178V177H97ZM117 178H119V177H117ZM122 178V177H121ZM149 176H148V182L149 181H152L153 180V177H151L152 178V180L150 179L149 180ZM162 179L163 177H159V179ZM179 178V177H178ZM206 178V177H205ZM41 179V178H40ZM45 179V178H44ZM99 179V178H98ZM108 179V178H107ZM106 179V180H107ZM126 179H127V177H126ZM134 178H132V180H133ZM141 179V178H140ZM243 179V178H242ZM1 180V179H0ZM103 180H105V177H104V179ZM115 180V179H114ZM129 180V179H128ZM128 180L126 181V182H128ZM164 180V179H163ZM167 180V179H166ZM214 180V179H213ZM37 181V180H36ZM51 181V180H50ZM56 181V180H55ZM60 181V180H59ZM59 181H58V183H59ZM63 181V180H62ZM117 181V180H116ZM143 181V180H142ZM142 181H141V183H142ZM189 181V180H188ZM205 181V180H204ZM239 181V180H238ZM32 182V181H31ZM48 182V181H47ZM80 182H81V180H80ZM97 182V181H96ZM100 182V181H99ZM104 182V181H103ZM156 182V181H155ZM160 182V181H159ZM164 182H165V180H164ZM61 183V182H60ZM110 183V182H109ZM116 183V182H115ZM137 183H139V182H137ZM146 183V182H145ZM150 183H152V182H150ZM157 183V182H156ZM166 183V182H165ZM164 183V184H165ZM218 181H215L214 180V185L213 186H218ZM34 184V183H33ZM41 184H43V183H41ZM50 184V185H49ZM63 184V183H62ZM125 184V183H124ZM123 184V185H124ZM143 184V183H142ZM161 184H163V181H162V183ZM258 184V183H257ZM57 185V184H56ZM95 185V184H94ZM117 185V184H116ZM134 185V184H133ZM133 185H131V186H133ZM136 185V184H135ZM140 185V184H139ZM151 185V184H150ZM154 185V184H153ZM158 185V184H157ZM58 186V185H57ZM125 186V185H124ZM144 186H145V184H144ZM204 186V185H203ZM202 186V187H203ZM227 186H229V185H227ZM260 186V185H259ZM263 186V185H262ZM120 187V186H119ZM137 187V186H136ZM151 187V186H150ZM154 187V186H153ZM152 187V188H153ZM157 187V186H156ZM173 187V186H172ZM192 187V186H191ZM200 188H201V186H199ZM198 187V189H195V187H194V189L195 190H192V192L189 194L190 196H189V198H188V200L187 201H185L183 204H170V201H171V199H170V201L168 200V199H166L168 202L167 203H165V204H161L160 203V201H158V200H154V201H149V200H145L144 201V209L146 210H148V213L151 215V216H153V218L156 220V224H157V222L159 221V218H158V211H162V209H169L168 211H172L173 212V218H174V221H172L176 226L179 224V226H181V225H185V223L187 222H185V223H183L182 222V224L180 225V223H181V220H180V215H181V213L182 212H186L189 216H190V218H192L191 219V221L193 220V222H194V227L193 226H191V228L193 227V228H195V226H196V230H200V229H202L201 231H200V233H199V236H198V238H194L193 236H188V237H185V238H183L186 242H188V243H190V245H191V247L193 246V247H196V244L198 243V242H200L199 243V245H200V247H201V250L202 251H200L199 249V254H197L198 256H203L205 253H204V251L206 252V250L205 249H209V246L210 245H208V244H206V242H205V237L207 236V234L209 233V232H212V233H214V235H216L217 237H216V239H215V245H212V246H217L216 248H211V251L213 252V251H215V250H217V248H221V252L223 253V251L225 250H227V253H228V255H230L231 256V253L234 251L233 250V248H236V247H238V244H237V241H238V234H236L235 235V233H237V231H231V229L230 230H227L226 229V227L225 228H223V226H222V228L220 227V226H218L217 227V223H219V222H221V221H224V218H227V217H229V216H234L235 217V214H237V215H241V212L242 213H244L243 212V210H246V208L248 207V209H250V210H256L257 208H256V206H257V204L258 203H256L254 200L253 201H248V200H246L247 199V197L246 196H244V198H239V196L238 195H234L233 194V196H231L230 197V201H228V202H224V201H219L218 199H216V198H212V196H209V194L208 193H206L207 191H205V189H204V187H203V190L201 189V192L200 191H198L200 188ZM230 187H235V186H230ZM236 187H238V188H241V186H236ZM102 188H103V186H102ZM105 188V187H104ZM141 188V187H140ZM161 188V187H160ZM165 188V187H164ZM189 188V187H188ZM214 188V187H213ZM256 188V187H255ZM67 189V188H66ZM123 189H124V187H123ZM136 189V188H135ZM134 189V190H135ZM137 189H138V187H137ZM142 189V188H141ZM141 189H138L139 191H141ZM146 189V188H145ZM148 189V188H147ZM154 189V188H153ZM157 189V188H156ZM155 189V190H156ZM159 189V188H158ZM166 189V188H165ZM190 189V188H189ZM192 189V188H191ZM190 189V190H191ZM207 189H209V188H207ZM206 189V190H207ZM252 189V188H251ZM260 189V188H259ZM73 190H72V192H73ZM95 190V189H94ZM109 190V189H108ZM111 190V189H110ZM133 190V191H134ZM143 190V189H142ZM149 190V189H148ZM150 190H151V188H150ZM164 192H165V190L164 189H162ZM173 190L174 189H172V191L171 192H173ZM178 190H180V188L178 189ZM177 190V191H178ZM182 190V189H181ZM214 190V189H213ZM238 190V189H237ZM256 190H257V188H256ZM112 191V190H111ZM121 191V190H120ZM120 191H118L117 193H119ZM153 191V190H152ZM158 191V190H157ZM161 191V190H160ZM175 191V190H174ZM208 191H210V190H208ZM216 191H218V190H216ZM96 192V191H95ZM94 192V193H95ZM99 192H101V191H99ZM99 192H98V194H99ZM125 192V191H124ZM135 192V191H134ZM137 192V191H136ZM143 192V191H142ZM237 192V191H236ZM260 192V191H259ZM94 193H92V194H94ZM106 193H107V191H106ZM109 193V192H108ZM115 193V192H114ZM123 193V192H122ZM129 193V192H128ZM131 193H133L132 191H131ZM154 193H155V191H154ZM175 193V192H174ZM184 193H186V192H183L182 194H184ZM195 193H197V195H199L198 197H199V202H197L196 203V200H197V198L198 197H196V196H192V195H194ZM97 194V195H98ZM104 194V193H103ZM110 194V193H109ZM127 194V193H126ZM125 194V195H126ZM144 194V193H143ZM151 194H152V192H151ZM156 194V193H155ZM171 194V193H170ZM176 194H178V193H176ZM175 194V195H176ZM105 195V194H104ZM108 195V194H107ZM107 195H106V197H107ZM115 195V194H114ZM118 195V194H117ZM128 195V194H127ZM138 195V194H137ZM220 195H222L221 193H220ZM75 196H76V194H75ZM74 196V201H75V199L77 198V197H75ZM87 196H89V195H87ZM99 196V195H98ZM101 196H102V194H101ZM132 196H133V194H132ZM146 196V195H145ZM144 196V197H145ZM154 196V195H153ZM177 196H179V194L177 195ZM182 196V195H181ZM91 197H94V196H90V198ZM109 197V196H108ZM107 197V198H108ZM120 197V195L118 196V198ZM137 197V196H136ZM135 197V198H136ZM142 197L143 196H141V199L140 200H142ZM158 197H160V196H158ZM185 197V196H184ZM185 197V198H186ZM46 198V197H45ZM98 198V197H97ZM100 198V197H99ZM98 198V199H99ZM105 198V197H104ZM110 198V197H109ZM128 198V197H127ZM138 198V197H137ZM170 198V197H169ZM178 198V197H177ZM21 199V198H20ZM27 199V200H28ZM78 199H80V198H78ZM91 199H93V198H91ZM94 199H95V197H94ZM94 199H93V201H94ZM103 199V198H102ZM112 199V198H111ZM124 199V198H123ZM132 199V198H131ZM153 199V198H152ZM174 199V198H173ZM172 199V200H173ZM5 200V201H4ZM37 200H39V199H37ZM37 200H35V201H37ZM85 200V199H84ZM83 200V201H84ZM89 200V199H88ZM105 200H107V199H105ZM109 200V199H108ZM116 200V199H115ZM133 200V199H132ZM131 200V201H132ZM160 200H161V198H160ZM263 200V199H262ZM19 201V200H18ZM32 201V200H31ZM77 201V200H76ZM75 201V202H76ZM82 201V200H81ZM96 201V200H95ZM111 201V200H110ZM112 201H113V199H112ZM139 201V200H138ZM175 201V200H174ZM178 201V200H177ZM184 201V200H183ZM7 202V203H6ZM16 202V201H15ZM66 202H67V204H66ZM74 202V203H75ZM99 202V201H98ZM101 202H102V200H101ZM107 202V201H106ZM105 202V203H106ZM119 202V201H118ZM124 202V201H123ZM141 202H143V201H141ZM140 202V203H141ZM181 202V201H180ZM19 203V202H18ZM17 203V204H18ZM35 203V202H34ZM37 203H38V201H37ZM73 203V202H72ZM73 203V204H74ZM85 203H88V202H85ZM85 203H83L84 205H85ZM117 203V202H116ZM196 203V204H195ZM263 203V202H262ZM16 204V203H15ZM78 204V203H77ZM96 204V203H95ZM94 204V205H95ZM114 204V203H113ZM119 204H121V203H119ZM118 204V205H119ZM123 204V203H122ZM128 204V203H127ZM72 205V204H71ZM80 205V204H79ZM79 205L77 206V208L79 207ZM88 205V204H87ZM93 205V206H94ZM99 205V204H98ZM107 205V204H106ZM118 205H114L113 206V208H112V210H114V208H116ZM124 205V204H123ZM131 205V204H130ZM133 205V204H132ZM131 205V206H132ZM139 205V204H138ZM30 206V205H29ZM29 206H27V207H29ZM45 206V205H44ZM86 206V205H85ZM84 206V207H85ZM91 207H92V204L90 205ZM127 206V205H126ZM139 206H141V205H139ZM259 206V205H258ZM8 207H9V205H8ZM11 207V208H12ZM25 207V206H24ZM56 207V206H55ZM54 207V208H55ZM68 207V206H67ZM83 207V208H84ZM103 207V206H102ZM110 207V206H109ZM120 207V206H119ZM260 207V206H259ZM264 207V206H263ZM262 207V208H263ZM16 208V207H15ZM34 208V207H33ZM32 208V209H33ZM53 208V209H54ZM57 208V209H58ZM76 208V209H77ZM86 208H88V207H86ZM96 208H97V204H96ZM105 208H107V207H105ZM118 208V207H117ZM126 208V207H125ZM133 208H135V207H133ZM132 208V209H133ZM143 208V207H142ZM261 208V207H260ZM259 208V209H260ZM13 209V208H12ZM11 209V210H12ZM23 209H25V208H23ZM22 209V210H23ZM47 209V208H46ZM102 209H104V207L102 208ZM102 209H101V211H102ZM121 209V208H120ZM123 209H124V206H123ZM138 209V208H137ZM139 209H141V208H139ZM20 210V209H19ZM70 210V209H69ZM71 210H72V208H71ZM85 210V209H84ZM125 210V209H124ZM261 210V209H260ZM25 211V210H24ZM30 211H32V210H30ZM29 211V212H30ZM56 211V210H55ZM59 211V210H58ZM66 211V210H65ZM77 211V210H76ZM81 211V210H80ZM83 211V210H82ZM87 211V210H86ZM99 211H100V209H99ZM126 211V210H125ZM129 211V210H128ZM164 211V210H163ZM162 211V212H163ZM248 211V210H247ZM262 211V210H261ZM12 212V211H11ZM28 212V211H27ZM29 212H28V214H29ZM41 212H42V210H41ZM57 212V211H56ZM67 212V211H66ZM72 212V211H71ZM95 212H96V210L95 211H93V216H94V214H95ZM112 212V211H111ZM122 212H123V210H122ZM132 212V211H131ZM135 212H137V211H135ZM174 212H176V213H174ZM26 213V212H25ZM34 213V212H33ZM60 213V212H59ZM58 213V214H59ZM77 213V212H76ZM75 213V214H76ZM83 213V212H82ZM81 213V214H82ZM91 213V212H90ZM97 213V212H96ZM104 213H106V212H104ZM110 213V212H109ZM121 213V212H120ZM142 213V212H141ZM164 213V212H163ZM253 213V212H252ZM254 213H255V211H254ZM44 214V213H43ZM56 214V213H55ZM62 214V213H61ZM64 214V213H63ZM67 214V213H66ZM69 214V213H68ZM92 214V213H91ZM99 214V213H98ZM117 214V213H116ZM126 214H128V213H126ZM247 214V213H246ZM256 214V213H255ZM9 215H10V213H9ZM15 215H16V212H15ZM19 215H20V213H19ZM31 215V214H30ZM33 215H35V213L33 214ZM42 215V214H41ZM50 215V214H49ZM78 215H79V213H78ZM89 215V214H88ZM107 215H108V213H107ZM113 215V214H112ZM118 215H119V213H118ZM129 215H131V214H129ZM129 215H127V216H129ZM142 215V214H141ZM144 215V214H143ZM172 215V214H171ZM187 215V216H188ZM243 215V214H242ZM20 216H23L24 217V214L23 215H20ZM20 216H15V217H8L9 218V220H10V222H11V224L13 225H17V224H20L21 226H24V223H25V220H24V222H22V221H20ZM46 216V215H45ZM57 216V215H56ZM62 216V215H61ZM73 216V215H72ZM95 216H96V214H95ZM98 216V215H97ZM100 216H101V214H100ZM106 216V215H105ZM109 216V215H108ZM111 216V215H110ZM117 216V215H116ZM134 216H135V214H134ZM144 216H146V215H144ZM148 216V215H147ZM183 216V215H182ZM238 216V217H239ZM244 216V215H243ZM35 217H38V216H35ZM49 217V216H48ZM66 217H67V215H66ZM69 217V216H68ZM82 217H83V215H82ZM119 217V216H118ZM117 217V218H118ZM136 217H138V216H136ZM165 217H166V215H165ZM237 217V216H236ZM248 217V216H247ZM249 217H250V214H249ZM253 217V216H252ZM259 217V216H258ZM261 217V216H260ZM31 218V217H30ZM40 218V217H39ZM43 218V217H42ZM71 218V217H70ZM81 218V217H80ZM89 218V217H88ZM99 218V217H98ZM103 218H105V217H102V219ZM109 218V217H108ZM112 218V217H111ZM122 218V217H121ZM149 218V217H148ZM152 218V217H151ZM162 218V217H161ZM163 218H164V216H163ZM172 218V216L170 217L169 216V219H173ZM183 218V217H182ZM189 218V219H190ZM241 218V217H240ZM263 218V217H262ZM5 219V218H4ZM34 219V218H33ZM38 219V218H37ZM51 219H52V217H51ZM58 219H60V218H58ZM72 219V218H71ZM127 219V218H126ZM165 219V218H164ZM188 219V220H189ZM229 219V218H228ZM233 219V218H232ZM239 219V218H238ZM245 219H247V218H245ZM252 219V218H251ZM251 219H250V222H251ZM256 219H257V217H256ZM255 219V220H256ZM261 219V218H260ZM7 220V219H6ZM22 220V219H21ZM29 220V219H28ZM31 220V219H30ZM36 220V219H35ZM62 220V219H61ZM69 220V219H68ZM73 220V219H72ZM71 220V221H72ZM81 220V219H80ZM88 220V219H87ZM96 220V219H95ZM94 220V221H95ZM99 220V219H98ZM123 220V219H122ZM125 220V219H124ZM136 220V219H135ZM150 220V219H149ZM186 220V219H185ZM227 219H225V221H226ZM235 220V219H234ZM248 220V219H247ZM253 220V219H252ZM40 221V220H39ZM45 221V220H44ZM54 221V220H53ZM56 221V220H55ZM58 221V220H57ZM91 221V220H90ZM92 221H93V219H92ZM126 221V220H125ZM131 221V220H130ZM163 221V220H162ZM169 221V220H168ZM182 221H183V219H182ZM230 221V220H229ZM237 221V220H236ZM240 220H238L237 222H239ZM243 221V220H242ZM246 221V220H245ZM4 222V221H3ZM21 222V223H20ZM34 222V221H33ZM41 222V221H40ZM78 222H80V221H78ZM96 222H99V221H96ZM96 222H95V224H96ZM110 222V221H109ZM140 222V221H139ZM143 222V221H142ZM171 222V221H170ZM227 222H228V220H227ZM236 222V223H237ZM249 222V221H248ZM260 222V221H259ZM1 223V222H0ZM29 223V222H28ZM46 223V222H45ZM58 223H59V221H58ZM61 223V222H60ZM63 223V222H62ZM61 223V224H62ZM81 223V222H80ZM87 223V222H86ZM93 224H94V222H92ZM111 223V222H110ZM121 222H119L118 221V224H120ZM131 223H132V221H131ZM138 223V222H137ZM154 223V222H153ZM165 223V222H164ZM225 223V222H224ZM234 223H235V221H234ZM235 223V224H236ZM242 223V222H241ZM247 223V222H246ZM252 223V222H251ZM253 223H256L255 221L253 222ZM252 223V224H253ZM27 224V223H26ZM37 224V223H36ZM54 224V223H53ZM64 224V223H63ZM68 224V223H67ZM95 224H94V226H95ZM98 224V223H97ZM96 224V225H97ZM117 224V223H116ZM115 224V225H116ZM147 224H148V222H147ZM159 224V223H158ZM188 224H190V223H188ZM229 224V223H228ZM231 224V223H230ZM248 224V223H247ZM252 224H250V225H252ZM258 224V223H257ZM50 225H52V224H50ZM89 225V224H88ZM114 225V226H115ZM126 225V224H125ZM128 225H130V224H128ZM135 225H136V223H135ZM134 225V226H135ZM139 225V224H138ZM137 225V226H138ZM140 225H144V224H140ZM219 225V224H218ZM222 225V224H221ZM227 225V224H226ZM262 225H264V224H262ZM30 227V229H28V228H26V230L28 231V232H30V234H31V237L33 238V236L35 237V235H36V229L35 230H33V227H34V224L32 225H29ZM43 226V225H42ZM44 226H47L46 224L44 225ZM64 226V225H63ZM82 226V225H81ZM113 226V225H112ZM147 226V225H146ZM160 226V225H159ZM168 226H169V223H168ZM174 226V225H173ZM188 226H190V225H188ZM225 226V225H224ZM228 226H230V225H228ZM232 226H234V225H232ZM246 226H248V225H246ZM5 227V226H4ZM36 227V226H35ZM49 227V226H48ZM56 227V226H55ZM58 227V226H57ZM61 227V226H60ZM59 227V228H60ZM73 227V226H72ZM87 227V226H86ZM99 227V226H98ZM97 227V228H98ZM104 227V226H103ZM109 227V226H108ZM117 227V226H116ZM122 227V226H121ZM121 227H120V229H121ZM131 227H132V225H131ZM139 227V226H138ZM137 227V228H138ZM145 227V226H144ZM150 227H152V226H150ZM163 227V226H162ZM178 227V226H177ZM184 227V226H183ZM237 227V226H236ZM259 227V226H258ZM14 228V227H13ZM46 228V227H45ZM51 228H54V226H52ZM65 228V227H64ZM83 228V227H82ZM85 228V227H84ZM97 228H95V229H97ZM101 228V227H100ZM111 228V230H113V229H117V228H113L112 229V227H110ZM109 228V229H110ZM140 228H141V226H140ZM140 228H138L139 230H140ZM147 228V227H146ZM154 228V227H153ZM153 228H152V231H153ZM160 228V227H159ZM167 228V227H166ZM188 228V227H187ZM190 228V229H191ZM192 228V229H193ZM229 228V227H228ZM237 228H240V227H237ZM236 228V229H237ZM252 228V227H251ZM5 229V228H4ZM7 229V228H6ZM12 229V228H11ZM10 229V230H11ZM18 229V228H17ZM63 229V228H62ZM61 229V230H62ZM69 229V228H68ZM78 229H80V230H82L81 228H78ZM88 229V228H87ZM91 229V228H90ZM102 229V228H101ZM108 229V228H107ZM135 229V228H134ZM143 229V228H142ZM148 229V228H147ZM146 229V230H147ZM150 229V228H149ZM148 229V230H149ZM154 229H156V228H154ZM189 229V230H190ZM225 229V230H224ZM234 229V228H233ZM243 229V228H242ZM39 230V229H38ZM50 230L51 229H49V232H50ZM54 230V229H53ZM65 230V229H64ZM63 230V231H64ZM73 230V229H72ZM79 230V231H80ZM119 230V229H118ZM117 230V231H118ZM124 230V229H123ZM145 230V231H146ZM157 230V229H156ZM155 230V231H156ZM177 230V229H176ZM198 230V231H199ZM240 230V229H239ZM263 230V229H262ZM4 231V230H3ZM9 231V230H8ZM47 231V230H46ZM52 231V230H51ZM77 231V230H76ZM89 231V230H88ZM92 231H94V230H92ZM109 231V230H108ZM107 231V232H108ZM130 231V230H129ZM140 231H142V230H140ZM172 231H174L173 229H172ZM184 231V230H183ZM182 231V232H183ZM186 231H187V229H186ZM185 231V232H186ZM39 232V231H38ZM42 232V231H41ZM40 232V233H41ZM45 232V231H44ZM56 232V231H55ZM57 232H59V230L57 231ZM67 232H69V231H67ZM71 232V231H70ZM73 232H75L74 230H73ZM72 232V233H73ZM87 232V231H86ZM90 232V231H89ZM111 232V231H110ZM116 232V231H115ZM114 232V233H115ZM131 232H133V231H131ZM137 231H135V233H136ZM163 232H164V230H163ZM180 232V231H179ZM190 232H192L191 230H190ZM193 232H194V230H193ZM196 232V231H195ZM227 232V233H226ZM248 232H250V231H248ZM20 233V232H19ZM52 233H53V231H52ZM120 233H121V231H120ZM120 233H118V234H120ZM124 233H126V232H124ZM140 233V232H139ZM145 233V232H144ZM159 234H160V232H158ZM157 233V234H158ZM166 233V232H165ZM170 233H172V232H170ZM187 233V232H186ZM185 233V234H186ZM251 233L253 234V232L251 231ZM259 233V232H258ZM264 233V232H263ZM21 234V233H20ZM35 234V235H34ZM55 234V233H54ZM63 234H64V232H63ZM70 234V233H69ZM80 234V233H79ZM88 234V233H87ZM90 234V233H89ZM108 234V233H107ZM107 234H105V235H107ZM111 234V233H110ZM113 234V233H112ZM150 234H151V232H150ZM155 234V233H154ZM251 234V235H252ZM255 234V233H254ZM253 234V235H254ZM256 234H257V232H256ZM49 235V234H48ZM56 235V234H55ZM57 235H59V234H57ZM81 235V234H80ZM83 235V234H82ZM101 235V234H100ZM115 235V240L117 239H119V236L118 235H116V234H114ZM114 235L112 236V237H114ZM121 235H123V234H121ZM130 235V234H129ZM138 235V234H137ZM181 235H182V233H181ZM189 235V234H188ZM240 235V234H239ZM247 235V234H246ZM249 235V234H248ZM261 235H264V234H261ZM24 236V235H23ZM40 236V235H39ZM38 236V237H39ZM42 236V235H41ZM51 236V235H50ZM61 236H62V234H61ZM70 236V235H69ZM74 236V235H73ZM87 236V235H86ZM96 236V235H95ZM110 236V235H109ZM133 236H135V234L133 235ZM142 236V235H141ZM151 236V235H150ZM149 236V237H150ZM173 236V235H172ZM183 237L185 236L184 234L182 235ZM212 236V235H211ZM210 236V237H211ZM257 236V235H256ZM259 236H260V234H259ZM27 237V236H26ZM43 237V236H42ZM55 237V236H54ZM57 237V236H56ZM78 237V236H77ZM90 237V236H89ZM93 237H94V235H93ZM92 237V238H93ZM127 237V236H126ZM175 237V236H174ZM180 237V236H179ZM241 237V236H240ZM248 237V236H247ZM261 237V236H260ZM3 238V237H2ZM5 238V237H4ZM40 238V237H39ZM52 238V237H51ZM70 238V237H69ZM76 238V237H75ZM82 238V237H81ZM95 238V237H94ZM134 238V237H133ZM135 238H136V236H135ZM138 239H140L139 237H137ZM154 238V237H153ZM152 238V239H153ZM165 238H166V236H165ZM169 238V237H168ZM253 238V237H252ZM262 238H264V236L262 237ZM262 238H261V240H262ZM7 239V238H6ZM11 239V238H10ZM9 239V240H10ZM34 239V238H33ZM36 239V238H35ZM43 239V238H42ZM41 239V240H42ZM60 239V238H59ZM73 239V238H72ZM78 239V238H77ZM101 239H102V241L104 240L103 239V235H102V237H101ZM125 239V238H124ZM156 239V238H155ZM158 239V238H157ZM160 239V238H159ZM161 239H162V237H161ZM160 239V240H161ZM164 239V238H163ZM170 239V238H169ZM169 239H168V241H169ZM172 239V238H171ZM214 239V238H213ZM213 239H211V240H213ZM243 239V238H242ZM251 239V238H250ZM250 239H246L247 241H250ZM260 239V238H259ZM55 240V239H54ZM58 240V239H57ZM56 240V241H57ZM95 240V239H94ZM134 240H137V239H134ZM141 240V239H140ZM140 240H139V242H140ZM148 240H149V238H148ZM208 240H209V238L207 239V242H208ZM256 241H257V239H255ZM49 241V240H48ZM58 241H60V240H58ZM67 241V240H66ZM91 241V240H90ZM97 241H99V239L97 240ZM101 241V240H100ZM106 241V240H105ZM104 241V242H105ZM111 241V240H110ZM122 241V240H121ZM171 241V240H170ZM240 241V240H239ZM245 241V240H244ZM6 242V241H5ZM26 242V241H25ZM39 242V241H38ZM43 242V241H42ZM71 242V241H70ZM70 242H68V243H70ZM74 242V241H73ZM86 242V241H85ZM88 242V241H87ZM95 242V241H94ZM93 242V243H94ZM103 242V243H104ZM127 242V241H126ZM131 242V241H130ZM133 242V241H132ZM136 242V241H135ZM143 242V241H142ZM141 242V243H142ZM151 242V241H150ZM153 242V241H152ZM167 242V241H166ZM213 242V241H212ZM241 242V241H240ZM251 242V241H250ZM249 242V243H250ZM36 243V242H35ZM53 244L55 243V242H52ZM96 243V242H95ZM94 243V244H95ZM101 243V242H100ZM111 243V242H110ZM116 243V242H115ZM122 243V242H121ZM141 243H137V244H141ZM148 243H149V241H148ZM156 243V242H155ZM174 243V242H173ZM177 243H178V240H177ZM176 243V244H177ZM180 243V242H179ZM183 243V242H182ZM211 243V242H210ZM214 243V242H213ZM239 243V242H238ZM244 243V242H243ZM254 243V242H253ZM261 243H263V242H261ZM10 244H11V242H10ZM37 244H39V243H37ZM66 244V243H65ZM136 244V245H137ZM150 244V243H149ZM152 244V243H151ZM150 244V245H151ZM154 244V243H153ZM184 245L186 244V243H183ZM182 244V245H183ZM240 244V243H239ZM12 245H13V243H12ZM39 245H41L42 246V248L41 249H46L45 248V245H43L42 243L41 244H39ZM51 245V244H50ZM59 245H62L61 243L60 244H57V243H55L54 244V246L56 247V250L54 251V255L53 256H55V254H57L59 251H57L58 249H59ZM70 245V244H69ZM86 245H89V244H86ZM116 245H118L117 243H116ZM127 245H129V244H127ZM127 245H126V247H127ZM131 245V244H130ZM135 245V244H134ZM150 245H148L149 247H150ZM164 245H166V244H164ZM169 245V244H168ZM178 245H180V244H178ZM18 246V245H17ZM43 246H44V248H43ZM53 246V247H54ZM65 246V245H64ZM63 246V247H64ZM74 246V245H73ZM84 246V245H83ZM103 246V245H102ZM124 246V245H123ZM145 246V245H144ZM146 246H147V244H146ZM147 246V247H148ZM160 246V245H159ZM181 246V245H180ZM246 246H247V244H246ZM252 246V245H251ZM254 246H255V244H254ZM258 246V245H257ZM263 246V245H262ZM261 246V247H262ZM8 247V246H7ZM47 247V246H46ZM61 247V246H60ZM69 247V246H68ZM67 247V248H68ZM91 247V246H90ZM89 247V248H90ZM111 247V246H110ZM115 247V246H114ZM148 247V248H149ZM166 247H167V245H166ZM168 247H170V246H168ZM190 247V246H189ZM208 247V248H207ZM240 247V246H239ZM10 248V247H9ZM24 248V247H23ZM49 248V247H48ZM75 248V247H74ZM77 248V247H76ZM86 248V247H85ZM93 248V247H92ZM118 248H120V247H118ZM144 247H142V249H143ZM151 248V247H150ZM158 248V247H157ZM171 248H173V246L171 247ZM178 248H179V246H178ZM181 248V247H180ZM198 248V247H197ZM242 248H243V245H242ZM247 248V247H246ZM258 248V247H257ZM3 249V248H2ZM6 249V248H5ZM13 249V248H12ZM25 249V248H24ZM81 249V248H80ZM83 249H84V247H83ZM97 249V248H96ZM100 249H102V248H100ZM99 249V250H100ZM121 249V248H120ZM153 249H154V247H153ZM152 249V250H153ZM160 249V248H159ZM169 249V248H168ZM177 248H175V250H176ZM182 249V248H181ZM196 249V248H195ZM240 249V248H239ZM245 249V248H244ZM251 249V248H250ZM1 250V249H0ZM9 250V249H8ZM7 250V251H8ZM31 250H33V251H31L32 253L34 252V250H36L35 249V247L34 246H32V249ZM39 250V255L41 256L44 252H43V250H40V249H38ZM59 250H61V248L59 249ZM64 250V249H63ZM68 250V249H67ZM71 250H73V249H71ZM117 250V249H116ZM124 250V249H123ZM146 250V249H145ZM149 250V249H148ZM155 250V249H154ZM162 250V249H161ZM231 250H233V251H231ZM242 250V249H241ZM240 250V251H241ZM259 250V249H258ZM23 251V250H22ZM29 251V250H28ZM66 251V250H65ZM79 251V250H78ZM82 251V250H81ZM93 251H95V250H93ZM97 251V250H96ZM112 251V250H111ZM143 251V250H142ZM156 251V250H155ZM168 251V250H167ZM179 251V250H178ZM191 251V250H190ZM194 251V250H193ZM236 251V250H235ZM16 252V251H15ZM53 252V251H52ZM70 252V251H69ZM68 252V253H69ZM108 252V251H107ZM118 252V251H117ZM128 252V251H127ZM127 252H125V253H127ZM130 252V251H129ZM157 252V251H156ZM180 252H182V251H180ZM218 252V251H217ZM221 252H220V254H221ZM243 253L244 252H246V251H242ZM249 252H251V251H249ZM1 253V252H0ZM65 253V252H64ZM76 253V252H75ZM90 253V252H89ZM95 253V252H94ZM97 253H99V252H97ZM133 253H134V251H133ZM163 253V252H162ZM166 253V252H165ZM204 253V254H203ZM207 253V252H206ZM226 253V252H225ZM241 253V252H240ZM247 253V252H246ZM253 253V252H252ZM15 254V253H14ZM52 254V253H51ZM50 254V255H51ZM62 254V253H61ZM78 254V253H77ZM80 254V253H79ZM121 254V253H120ZM129 254V253H128ZM131 254H132V252H131ZM138 254H139V251H138ZM137 254V255H138ZM141 254V253H140ZM211 254V253H210ZM214 254H216V252L214 253ZM218 254V253H217ZM249 254V253H248ZM247 254V257L250 255H248ZM9 255V254H8ZM7 255V256H8ZM18 255V254H17ZM23 255V254H22ZM33 255V254H32ZM38 255V254H37ZM45 255V254H44ZM58 255V254H57ZM81 255V254H80ZM84 255V254H83ZM86 255V254H85ZM93 255H95V254H93ZM123 255V254H122ZM130 255V254H129ZM128 255V256H129ZM146 255H148L147 253H146ZM152 255V254H151ZM153 255H154V253H153ZM152 255V256H153ZM176 255V254H175ZM192 255V254H191ZM194 255V254H193ZM209 255V254H208ZM219 255V254H218ZM232 255H233V253H232ZM242 255V254H241ZM7 256H6V258H7ZM11 256V255H10ZM15 256H16V254H15ZM26 256V255H25ZM34 256V255H33ZM74 256H76V254L74 255ZM89 256H92V255H89ZM112 255H111V253H107V254H102L101 256H93V257H89V258H87V259H89L88 260V262L90 263V264H105L106 263V260H112L113 259V257H111ZM116 256H117V254H116ZM135 256H136V254H135ZM140 256V255H139ZM141 256H142V254H141ZM163 256V255H162ZM244 256V255H243ZM256 256V255H255ZM254 256V254H253V257H255ZM24 257V256H23ZM37 257V256H36ZM43 257V256H42ZM62 257V256H61ZM78 257V256H77ZM87 257V256H86ZM126 257V256H125ZM156 257V256H155ZM167 257V256H166ZM204 257H206V255L204 256ZM221 257V256H220ZM250 257V256H249ZM252 257V254H251V257L250 258H253ZM21 257H19V259H20ZM45 258V257H44ZM56 258H58V257H56ZM59 258H60V256H59ZM66 258H69V257H67L66 256ZM74 258V257H73ZM72 258V259H73ZM145 258V257H144ZM153 258V257H152ZM193 258V257H192ZM201 258V257H200ZM224 258H225V256H224ZM13 259V258H12ZM23 259V258H22ZM26 259V258H25ZM30 259V258H29ZM45 259H47V258H45ZM44 259V260H45ZM51 259V258H50ZM125 259V258H124ZM136 259V258H135ZM138 259V258H137ZM157 259V258H156ZM163 259V258H162ZM195 259V258H194ZM207 259V258H206ZM223 259V258H222ZM233 259V258H232ZM242 259H243V257H242ZM244 259H245V256H244ZM15 260V259H14ZM18 260V258L16 259V261ZM41 260H42V258H41ZM59 260V259H58ZM67 260V259H66ZM115 260V259H114ZM127 259H125V261H126ZM151 260V259H150ZM185 260V259H184ZM190 260V259H189ZM188 260V257H187V261H189ZM199 260V259H198ZM208 260V259H207ZM210 260H213V259H210ZM214 260H216V259H214ZM241 260V259H240ZM248 260V259H247ZM247 260H245V261H247ZM253 260H254V258H253ZM263 260H264V255L262 256L261 255V258H260V262L258 261V263H263ZM28 261V260H27ZM34 261V260H33ZM32 261V262H33ZM55 261V260H54ZM61 261V260H60ZM71 261V260H70ZM74 261H76V260H74ZM78 261V260H77ZM80 261H81V259H80ZM121 261V260H120ZM128 261V260H127ZM127 261H126V263H127ZM140 261V260H139ZM192 261V260H191ZM194 261V260H193ZM219 261V260H218ZM225 261V260H224ZM229 261V260H228ZM231 261V260H230ZM251 261V260H250ZM15 262V261H14ZM22 262V261H21ZM21 262H19V263H21ZM36 262V261H35ZM41 262V261H40ZM45 262V261H44ZM49 262V261H48ZM52 262V261H51ZM56 262H57V260H56ZM66 262V261H65ZM82 262V261H81ZM118 262V261H117ZM131 262V261H130ZM132 262H133V260H132ZM150 262H152V261H150ZM186 262V261H185ZM216 262V261H215ZM222 262H223V260H222ZM235 262V261H234ZM233 262V263H234ZM247 262H249V260L247 261ZM43 263V262H42ZM45 263H47V262H45ZM44 263V264H45ZM70 263V262H69ZM77 263V262H76ZM86 263H87V260H86ZM125 263V262H124ZM156 263V262H155ZM157 263H158V261H157ZM182 263V262H181ZM180 263V264H181ZM190 263V262H189ZM205 263V262H204ZM224 263V262H223ZM232 263V264H233ZM252 263V262H251ZM257 263V264H258ZM12 264V263H11ZM16 264V263H15ZM29 264V263H28ZM80 264H82V263H80ZM117 264V263H116ZM130 264V263H129ZM137 264V263H136ZM191 264V263H190ZM201 264V263H200ZM211 264H214L213 262L211 263ZM217 264H219V263H217ZM228 264V263H227ZM245 264V263H244Z\"/></svg>",
  "mask_w": 264,
  "mask_h": 264
}]
</instances>
